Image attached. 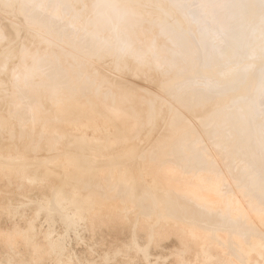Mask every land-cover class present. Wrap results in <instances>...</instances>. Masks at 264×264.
Listing matches in <instances>:
<instances>
[{
  "label": "bare ground",
  "instance_id": "obj_1",
  "mask_svg": "<svg viewBox=\"0 0 264 264\" xmlns=\"http://www.w3.org/2000/svg\"><path fill=\"white\" fill-rule=\"evenodd\" d=\"M1 1V0H0ZM3 1V0H2ZM10 1V0H9ZM20 1V0H19ZM23 0H21L20 2H18V3H21ZM25 1V0H24ZM33 1V0H32ZM32 1H30V2H32ZM51 1V0H50ZM53 1H56V0H53ZM66 1V0H65ZM69 2H66L67 4L69 3L70 5H72L73 3V5H76L75 3H80V1L81 0H78L77 2L75 1V0H68ZM72 1H74V2H72ZM88 1V2H87ZM86 2L87 3H89V6H88V10H89V8H90V11L91 12H93V14L92 15H94V18H93V20H90L89 22H88V18H84V17H87V16H89L87 13H89L88 12V10H87V12H85L86 11V9H87V6L85 5V0H84V2L83 1H81L82 3H84V5L86 6V9H83V10H85V11H83V10H81V8H80V11H83L82 12V14H84L83 15V17H82V15H81V13H80V11H79V13H80V15L81 16H79V13H78V10H76V9H79L78 7L76 8V9H74L76 6H74L73 7V5H72V9H73V11H72V9H71V12L73 13H75L76 11V14L78 13V15H77V17L79 16V17H82L83 19H87V21L85 22V21H83V19H82V21L85 23V25H88L87 24V22L89 23V25H88V27L89 26H91V27H89V28H91L90 29V32L86 29V27L87 26H85L84 24H83V26H84V28H83V30L84 29H86V33L88 34L87 36H85V38L89 41V43L91 42V43H93L94 44V46L93 47H95V44H101V45H105V46H103V49H106L105 47H106V45H108L109 47L108 48H110L109 50L113 53L112 54V56H111V52L109 53L110 55L109 56H111V57H116L117 59H118V61L121 59L120 58V55H121V57H122V55H124L123 57H122V61L120 60L119 62L120 63H123V66L125 67V64H126V67H127V65H129L130 63H131V57L130 56H132V55H128L127 56V54H129V53H127V52H132V53H134L135 51H137V52H142V53H144V55H145V57L144 58H147V59H150V60H152V58H154L153 60L154 61H156V59L157 60H162V59H165L166 60V63L165 62H163V60H162V62L161 61H159L160 63V65H161V63H163L164 65H163V67H165V64H166V66L168 67V66H170L171 67V63H172V61H173V63L175 64V65H177V69L176 70H178V68L180 69V67H185V69H187V67L189 66H191L190 65V63L192 62V60H195L196 61V59H197V57L196 56H198V58H201V61L204 59V64H205V66L207 67V66H209L207 69L209 70V68H211L212 66H216V67H219V65H223V64H225V62L227 61H225L224 62V60H225V58H226V54H229V55H232V56H234L235 58H241V60H242V57H244V58H246V57H249L250 58V56L254 53V51L256 50V49H263V48H260L259 47V45H257L256 47H255V45H253L254 43H252V41L253 40H255V41H257L258 40V42H262V40H260L261 39V37L263 38V36H264V0H223V2L225 1V3H226V6H227V4H228V7H226V8H228V9H226L227 10V12L231 15V18H229L228 17V14H227V12H226V14H227V17L229 18V19H231V20H228L229 21V24H228V26L227 27H225V25L224 26H221V27H224L223 29H221V30H219V31H222V32H224V34L223 33H221V32H218V33H220V34H223V35H221V36H223L222 37V40H224L223 42H224V44L222 45L221 43V48H220V46L218 47L219 48V51H218V53H216L215 54V51L216 50H218V49H215V46H213L214 45V43H213V50H215V51H213L214 53L212 54L211 52L209 53V52H207L208 54H205V52H202L203 50L204 51H207V50H212V49H207L206 50V48H207V46L209 45V42H208V40L206 39V37L207 36H209V35H207L208 34V30H206L205 28L203 29V25H205L206 26V24H208V22H210V21H205L204 19L205 18H207V20H209V17L210 18H212V16L214 15V12H215V9H217L218 8V6H220V3L219 4H217L218 6L217 7H215V9L213 10L214 12L213 13H211L212 11H211V9L212 8H208V7H211V6H213V5H216V4H213V2L214 1H216V0H155V2H153L154 0H152V3L149 5L147 2H134V1H132V0H87ZM138 1H140V0H138ZM141 1H144V0H141ZM217 1H219V0H217ZM227 1V2H226ZM7 2L8 1H4L3 3H4V6H6V4H7ZM11 3H12V1H10ZM14 2V1H13ZM26 2V1H25ZM30 2L28 3V4H30ZM34 2H35V0H34ZM57 2V1H56ZM55 2V3H56ZM58 2H59V0H58ZM61 2L63 3L64 2V0L62 1L61 0ZM71 2H72V4H71ZM149 2V1H148ZM220 2V1H219ZM10 3V4H11ZM18 3H16L17 5H18ZM24 3V2H23ZM23 3H21V4H23ZM38 3V2H37ZM49 3V2H48ZM47 3V4H48ZM52 3V2H51ZM62 3H60V4H62ZM65 3V4H66ZM146 3V4H145ZM221 3H222V1H221ZM225 3H224V5H222V6H225ZM9 4V3H8ZM7 4V5H8ZM10 4H9V6H10ZM14 6H13V8L14 7H16L17 5H15L14 3H12ZM12 4H11V6H12ZM41 4V3H40ZM58 4V3H57ZM64 4V3H63ZM81 4V3H80ZM77 5V6H81V5ZM139 4V5H138ZM141 4V5H140ZM213 4V5H212ZM26 5H27V2H26ZM35 5V4H34ZM39 5V4H38ZM51 4H49V6H50ZM56 5V4H55ZM70 5H68V6H70ZM83 5V6H84ZM3 6V4L1 5V2H0V9H1V7ZM2 7V8H5V7ZM10 6V7H11ZM24 6V5H23ZM42 6H45V4L44 5H42ZM63 6V5H62ZM62 6L60 7V9L62 8ZM7 7V6H6ZM19 7V6H18ZM25 7V6H24ZM28 9H27V8ZM25 8L27 9H25L24 8V10L23 11H28V10H30L29 9V6L27 5ZM30 7H32V9L34 8L32 5H30ZM39 7H41V6H39ZM64 7H66V6H64ZM62 8L63 10H68L67 9V7H66V9L65 8ZM22 7H20V9H21ZM45 8V7H44ZM46 8H48V7H46ZM50 8V7H49ZM207 8H208V10L210 11H208L207 10ZM221 8V7H220ZM6 9V8H5ZM19 9V11H21ZM32 9L29 11V12H27L26 13V11H25V13L27 14V16H26V14L25 13H19V12H17V11H15L16 10V8H14L12 11L11 10H9L8 8H7V10H9V12L10 13H12V15L14 16V14H13V11L14 12H16L17 13V15H18V13H19V15H23L24 16V14H25V16H26V18H24L23 16V18H24V22H25V20L27 19V18H29V20H31L30 18H32V17H34V19H39L38 21H42L41 23H44L45 24V27H46V29L45 30H47V27L49 28L50 27V23H51V21H52V19L54 18H52L51 20H49V18L48 17H46V18H48V20L47 21H50V22H48V24H47V21H43V19H44V14L43 13H41L39 10V12L41 13V15H43V19H42V16H40V18H41V20H40V18H37V17H39V15L37 14V13H39L38 11H36V13H34V11H33V13H32ZM42 9V8H41ZM53 9V8H52ZM206 9V10H205ZM17 10H18V8H17ZM44 10V9H43ZM57 10V9H56ZM62 10V11H63ZM70 10V9H69ZM74 10H76V11H74ZM205 10V12H207V14L205 13H203V11ZM219 10V9H218ZM218 10H216V12H217V14L219 13V11ZM222 10V9H221ZM223 10H225V9H223ZM225 10V11H226ZM1 11H6V10H1ZM42 11V10H41ZM45 11V10H44ZM48 11V10H47ZM51 11V10H50ZM49 11V12H50ZM66 11H64V12H66ZM6 12H8V11H6ZM8 12V13H9ZM46 12V11H45ZM202 12V13H201ZM209 12V13H208ZM216 12H215V16H214V19H217V17H216ZM221 12H223V11H221ZM15 13V14H16ZM28 13H32L33 15H38V16H33L32 15V17H31V14L30 15H28ZM39 13V14H40ZM60 13V12H59ZM69 13V12H68ZM87 14V16H86V14ZM210 13H211V15L212 16H209V17H205V16H207V15H210ZM51 14V13H50ZM63 14V13H62ZM70 14V13H69ZM68 14V15H69ZM219 14H221V13H219ZM224 14V13H223ZM225 14V15H226ZM7 15V14H6ZM11 15V14H10ZM17 15H15V17L17 16ZM56 15V14H55ZM63 15H67V14H63ZM72 15V14H71ZM92 15L89 17V19L92 17ZM204 15V17H202ZM222 15V14H221ZM2 16V15H1ZM8 16V15H7ZM20 16V17H21ZM28 16H30V17H28ZM48 16H49V14H48ZM165 16H167V17H165ZM218 16V15H217ZM220 16V15H219ZM12 17V16H11ZM14 17V18H15ZM18 18H19V16H17ZM21 17V18H22ZM60 17H61V15H60ZM69 17V16H68ZM74 17V16H73ZM164 17L166 18L165 20H164ZM216 17V18H215ZM222 17H224V16H222ZM3 18H4V16H3ZM18 18H17V20H18ZM46 18H45V20H46ZM70 18V17H69ZM75 18V17H74ZM203 18V20L202 21H204V22H206V24H201V19ZM11 19H13V18H11ZM34 19L32 18V22L34 21ZM56 19V18H55ZM54 19V20H55ZM57 19H58V17H57ZM56 19V20H57ZM62 19V18H61ZM64 19V18H63ZM72 19V18H71ZM79 19V18H78ZM213 19V18H212ZM213 19V21H215ZM221 19V20H220ZM20 20V19H19ZM28 20V19H27ZM26 20V21H27ZM52 21V24H54L53 22H55L56 23V21ZM67 20V19H66ZM70 20V19H69ZM218 20V19H217ZM219 20H220V22L222 21V20H224V18H221V16H220V18H219ZM226 20V18H225V22H228ZM2 21V19H0V24L1 23H3V21ZM8 21V20H7ZM13 21H15V20H13ZM74 21H75V19H74ZM213 21L211 22V24L213 23ZM23 22V21H22ZM29 22H31V21H29ZM31 22V23H32ZM46 22V23H45ZM217 22V21H216ZM216 22H215V25H216ZM220 22H219V24H220ZM4 23H8V22H4ZM12 23V22H11ZM11 23H9L6 27H4L5 29H2L3 27V25L1 26L2 28V30H5L6 31V29H7V33L5 32V34H7L8 35V37H7V39L10 37V38H16V39H19L21 36H22V34L24 33L23 32V29H21L20 30V28H19V26L18 27H16V26H13V23L11 24ZM28 23V22H27ZM35 23H36V20H35ZM35 23L33 24V25H35ZM39 23V22H38ZM38 23H36V24H38ZM61 22H59V24H58V22H57V25L60 27V28H62L60 25ZM65 23V22H64ZM24 24V23H23ZM43 24V25H44ZM51 24V25H52ZM78 24V23H77ZM80 24H82V23H80ZM210 24V23H209ZM208 24V26H210ZM214 24V23H213ZM222 24H224V22L222 23ZM15 25V24H14ZM68 25V24H67ZM70 25V24H69ZM76 25V24H75ZM79 25V24H78ZM27 26H29V24L27 25ZM31 26V25H30ZM53 27L55 26V28H56V31L55 32H57V30L59 31L60 29H58V27L56 26V24L55 25H52ZM51 26V27H52ZM73 26V25H72ZM71 26V27H72ZM80 26V25H79ZM185 26H188V28L190 27V30L188 29V30H185ZM212 26V25H211ZM217 26H218V24H217ZM22 27V26H21ZM26 27V26H25ZM38 27H44V26H40V23H39V26ZM80 27H82V26H80ZM216 27V26H215ZM214 26L212 27L213 28V30H214V28H215ZM219 27H220V25L218 26V29H219ZM252 27V29H253V31H254V35L256 36H254L253 38H252V36L249 38L248 37V39H247V32L250 30V28ZM32 28H34L33 26H32ZM37 28V27H36ZM64 28V27H63ZM67 28V27H66ZM77 29H78V27H76ZM210 28V27H209ZM208 28V29H209ZM217 28V27H216ZM35 29V28H34ZM39 29V28H38ZM218 29L216 30V31H218ZM30 30V29H29ZM28 30V31H29ZM48 30H50V29H48ZM47 30V31H48ZM52 30V29H51ZM83 30H81V32L83 31ZM210 30H211V28H210ZM212 30V31H213ZM25 31H27V30H25ZM38 31V30H37ZM40 31V30H39ZM38 31V32H39ZM44 31V30H43ZM74 31V30H73ZM85 31V30H84ZM204 31H208V32H204ZM1 32V31H0ZM45 32V31H44ZM43 32V33H44ZM50 32V31H49ZM52 32V31H51ZM67 32H68V30H67ZM66 32V33H67ZM69 32H71L70 30H69ZM78 32V31H77ZM89 32V33H88ZM211 32V31H210ZM213 32H215V31H213ZM27 33V32H26ZM31 32H29V35H31L30 34ZM41 33V32H40ZM48 33V32H47ZM74 33H76V32H74ZM85 33V32H84ZM206 33V34H205ZM217 33V32H216ZM53 34V33H52ZM57 34V33H56ZM63 34V33H62ZM70 34V33H69ZM73 34V33H72ZM71 34V35H72ZM83 34V33H82ZM81 34V35H82ZM209 34H211V33H209ZM252 34V33H251ZM260 34H263V35H260ZM0 35H1V33H0ZM4 35V34H3ZM7 35H5V36H7ZM54 35V34H53ZM64 36H66L65 34H63ZM73 35H75V34H73ZM79 35V34H78ZM205 35H207L206 37H205ZM212 35V34H211ZM213 35H214V33H213ZM216 35V34H215ZM24 37H27V36H25V35H23ZM22 36V38L24 39V37ZM32 36H34V35H32ZM37 36H39V35H37ZM50 36V35H49ZM48 36V37H49ZM217 36H219L220 37V35L219 34H217ZM248 36H250V34L248 35ZM260 36V37H259ZM1 37H3V36H1ZM71 37H73V36H71ZM211 37V36H210ZM214 37V36H213ZM22 38L20 39V40H22ZM28 38H30L29 36L25 39V40H23V41H21V43L22 42H24V41H26L27 42V39ZM32 38H35V37H32ZM39 38V37H38ZM55 38V37H54ZM68 38V37H67ZM67 38H66V41H67ZM207 38H209V37H207ZM212 38V37H211ZM218 38V37H217ZM216 37H215V39H217ZM224 38V39H223ZM37 39V38H36ZM56 39V38H55ZM55 39H53V40H55ZM57 39H59V37L57 38ZM56 39V40H57ZM79 39V38H78ZM82 39V38H81ZM84 39V38H83ZM86 39H85V41H86ZM215 39H213L212 40V42H214V40ZM219 39V38H218ZM264 39V38H263ZM28 40H30V39H28ZM42 40V39H41ZM40 40V41H41ZM44 40V39H43ZM42 40V41H43ZM69 40H71V39H69ZM15 41H17V40H15ZM15 41H13V42H15ZM32 41H33V39L32 40H30L29 42H31L32 43ZM46 41V40H45ZM45 41H44V43H45ZM61 41V40H60ZM65 40H63V42H64ZM74 41H75V39H74ZM84 41V40H83ZM84 41V42H85ZM209 41L211 42V40L209 39ZM11 42V41H10ZM9 42V43H10ZM36 42V41H35ZM52 42V41H51ZM57 42V41H56ZM59 42V41H58ZM62 42V41H61ZM63 42H62V44H63ZM69 42H71V41H69ZM72 42H73V40H72ZM87 42V41H86ZM211 42V43H212ZM19 43V42H18ZM17 43V44H18ZM21 43H19V44H21ZM25 43V42H24ZM24 43H22V44H24ZM43 43V45H45L46 46V44H44ZM49 43V42H48ZM47 43V44H48ZM65 43V42H64ZM78 43V42H77ZM90 43V44H91ZM3 44V43H2ZM5 44V43H4ZM16 44V43H15ZM17 44L15 45V47L17 48L18 46H17ZM29 44V43H28ZM39 44V43H38ZM55 44H57V43H55ZM54 44V45H55ZM68 44V43H67ZM67 44H66V46H67ZM88 44V43H87ZM86 44V45H87ZM217 45L216 46H218L219 45V42L218 43H216ZM256 44H257V42H256ZM261 44V43H260ZM31 45V44H30ZM35 45V44H34ZM49 45H51V44H49ZM61 45V44H60ZM72 45V44H71ZM85 45V46H86ZM101 45H100V48H102L101 47ZM202 46V47H199V46ZM2 46V45H1ZM0 46V47H1ZM9 46H10V44H9ZM11 46H12V44H11ZM33 46V45H32ZM36 46V45H35ZM44 46V47H45ZM48 46V45H47ZM65 46V47H66ZM69 46V45H68ZM78 46V45H77ZM83 46H84V44H83ZM197 47L198 49V51H200L202 48H204L202 51H200L201 53H204V54H202V55H198V53L200 54V52H197V55H195V59L193 58V54H191L192 52H193V50L195 49V48H193V47ZM211 46V47H212ZM261 46V45H260ZM21 47V46H20ZM51 47H53V45L51 46ZM55 47V46H54ZM53 47V48H54ZM57 47V46H56ZM60 47V46H59ZM63 47V46H62ZM70 47V46H69ZM72 47V46H71ZM70 47V48H71ZM79 47V46H78ZM89 47V46H88ZM91 47V46H90ZM93 47L91 48V49H93ZM96 47H97V45H96ZM193 48V50H192V52L188 55V53L189 52H187L186 53V51H189V48ZM208 47H210V45L208 46ZM7 48H9V47H7ZM16 48H14L13 47V50H12V52L13 51H15L16 50ZM48 48V47H47ZM73 48H75V47H73ZM72 48V49H73ZM86 48V47H85ZM99 48V49H100ZM108 48H107V50H108ZM6 49V48H5ZM11 49H12V47H11ZM44 49V48H43ZM55 49V48H54ZM53 49V50H54ZM56 49H58V48H56ZM79 50V52H80V49L81 48H78ZM91 49H89V50H91ZM127 49H129L128 51H126V53L127 54H125V52H124V50H127ZM9 50V49H8ZM49 50V49H48ZM61 50V49H60ZM59 50V51H60ZM63 50H65L64 48H63ZM75 50H76V48H75ZM85 50H87L88 51V49L86 48ZM97 50H98V47H97ZM97 50H95V48H94V50H93V55L97 52ZM106 50V52H108ZM191 50V49H190ZM3 51V50H2ZM50 51V50H49ZM58 51V50H57ZM72 51V50H71ZM77 51V50H76ZM83 51V50H82ZM99 51V50H98ZM8 52H10V51H8ZM28 52V51H27ZM34 52V51H33ZM32 52V53H33ZM36 52V51H35ZM41 51H39V53H40ZM45 52V51H44ZM48 52V51H47ZM105 52V50H104V52L103 53H106ZM194 52L196 53V51L194 50ZM18 53V52H17ZM20 53V52H19ZM19 53H18V55H19ZM56 53V52H55ZM54 53V54H55ZM63 53H64V51H63ZM63 53H59L60 54V58H61V56H62V54ZM66 53H68V57L70 58V53H69V51H67ZM77 53V52H76ZM81 53V52H80ZM91 53V52H90ZM99 53H101L100 54V56L102 55V51H100ZM257 53V52H256ZM259 54H260V52H258ZM0 54H1V52H0ZM37 54H38V51H37ZM49 54V53H48ZM47 54V55H48ZM51 54V53H50ZM57 55H58V52L56 53ZM65 54V53H64ZM64 54H63V56H64ZM85 54V53H84ZM86 54H87V52H86ZM135 54H137V53H134L133 55L135 56ZM9 55V54H8ZM39 55V54H38ZM66 55V57H67V54H65ZM70 55V56H69ZM90 55V54H89ZM95 55H98V53H96ZM94 55V56H95ZM104 55H107V54H104ZM104 55H102V57L104 56ZM143 55V54H142ZM141 55V56H142ZM187 55V56H186ZM10 56H12V54L10 55ZM23 56V55H22ZM27 56H28V54H27ZM32 56V55H31ZM51 56V55H50ZM49 56V57H50ZM53 56V55H52ZM75 56V55H74ZM73 56V57H74ZM78 56V55H77ZM126 56H127V58H126ZM133 56V57H134ZM139 56V55H138ZM199 56H202V57H199ZM232 56H231V58H232ZM254 56V54L252 55V57ZM261 56V55H260ZM1 57V56H0ZM14 57H16V56H14ZM66 57H63V60H64V62L67 60V61H69L70 59L68 58V59H64V58H66ZM81 57V56H80ZM101 57V58H102ZM105 58L107 57V56H104ZM103 57V58H104ZM110 57V58H111ZM140 57V56H139ZM234 57H233V60H234ZM251 57V58H252ZM256 57V56H255ZM258 58H259V56H257ZM263 57L264 56H262V59H263ZM3 58V57H2ZM13 58V57H12ZM11 58V59H12ZM24 58H25V56H24ZM23 58V59H24ZM27 58V57H26ZM25 58V59H26ZM30 58V57H29ZM74 58H76V57H74ZM73 58V59H74ZM83 58V57H82ZM87 58V57H86ZM93 58V57H92ZM100 58V57H99ZM102 58V59H103ZM104 58V59H105ZM137 58V57H136ZM159 58V59H158ZM229 58H230V56H229ZM243 58V59H244ZM248 58V59H249ZM4 59V58H3ZM34 59V58H33ZM41 60H42V57L40 58ZM46 59V58H45ZM54 59V58H53ZM76 59H81V58H76ZM103 59V60H104ZM109 59V58H108ZM107 59V60H108ZM116 59V60H117ZM133 60L135 59V58H132ZM140 59V58H139ZM142 59V58H141ZM147 59H146V61H144L143 63V65H145V63L147 62V63H149L148 61H147ZM247 59V58H246ZM246 59H245V62H246ZM252 59H254V58H252ZM256 59V58H255ZM260 59V58H259ZM5 60V59H4ZM43 60H44V58H43ZM111 60H113V59H111ZM110 59L108 60V62L110 61V62H112ZM116 60H114L115 62H118V61H116ZM136 60V59H135ZM167 60H169V61H171L170 63L167 61ZM231 59H229V61H230ZM14 61V60H13ZM12 61V62H13ZM28 61V60H27ZM31 61H32V59H31ZM38 61V60H37ZM45 61H47V60H45ZM50 61V60H49ZM72 61V60H71ZM71 61H70V63H71ZM75 61V60H74ZM84 61H87V60H84ZM106 61V60H105ZM104 61V62H105ZM113 61V62H114ZM138 61H140V60H138ZM137 60H136V62H138ZM199 61V60H198ZM228 61V62H229ZM250 61V59L248 60V62ZM252 61V62H251ZM250 61V63H249V65H248V67L246 68V71L245 72H243L245 75L244 76H246V77H243V75L241 76V74L240 73H242V72H238V70L241 68H239L238 70H237V72L239 73H237V72H234V74H238V75H240V77H242V79L239 77V79H241V81L243 82V78H245V79H247L248 80V83L246 84V87L243 89V91H244V93H243V96H246V95H248V98H249V100L247 101L246 99L247 98H244L245 100L244 101H247V102H244V104H242L241 106H242V108H243V106L245 107V104L247 105V103L248 104H250L249 106L251 107H247V109L248 108H250V109H253L252 111H254V112H257L258 113V111H260L259 109L261 108V104L259 105L260 106V108L259 109H257L258 107H257V105L259 104L258 102L259 101H261V99L259 100V101H257V104H256V100H257V98H259L261 95H263L264 94V59L263 60H258L257 59V61H254V60H251ZM2 62V61H1ZM0 62V63H1ZM11 62V61H10ZM18 62V61H17ZM51 62V61H50ZM80 62V61H79ZM78 62V63H79ZM92 62V61H91ZM94 62V61H93ZM142 62V61H141ZM140 62V63H141ZM150 62H152V61H150ZM224 62V63H223ZM227 62V63H228ZM236 62V61H235ZM234 62V63H235ZM5 63V62H4ZM9 63V62H8ZM22 63V62H21ZM20 63V64H21ZM41 63V62H40ZM49 63V62H48ZM67 63V67H64L63 68V64L61 65L62 66V68H61V66H59V65H57V66H59V69L57 68V67H55V65H54V67L52 66V68H53V72H54V69H56L57 68V71L59 72L60 70H63V71H61V72H59L60 74H62V73H64V75L62 74L61 76L63 77L64 76V78L68 75L69 76V73L70 72H74L73 70H69L70 72H68L67 70L68 69H70V68H68V67H70V66H68V62H66ZM66 63H64V64H66ZM70 63H69V65H70ZM76 63H77V60H76ZM81 63V62H80ZM84 64H85V62H83ZM87 63V62H86ZM89 63V65H90V62H88ZM96 63H97V61H96ZM100 63V62H99ZM106 63V62H105ZM125 63V64H124ZM139 63V64H140ZM147 63H146V66H147ZM168 63L170 64V65H168ZM223 63V64H222ZM232 63V62H231ZM6 64H7V60H6ZM5 64V65H6ZM13 64V63H12ZM11 64V65H12ZM31 64V63H30ZM33 64V63H32ZM51 64V63H50ZM83 64V65H84ZM98 64V63H97ZM108 64V63H107ZM112 64H114V63H112ZM111 64V65H112ZM118 64V63H117ZM116 64V65H117ZM132 64H133V62H132ZM130 65L131 67H130V69L129 70H131V68H132V66L134 65ZM137 64V63H136ZM150 64V63H149ZM148 64V65H149ZM151 64H155V63H151ZM150 64V65H151ZM158 64V65H159ZM174 64H173V66H174ZM240 64V63H239ZM247 64V63H246ZM2 65V64H1ZM8 65V64H7ZM15 65H16V63H15ZM25 65V64H24ZM34 65V64H33ZM33 65H32V67L31 68H33ZM35 65H36V63H35ZM38 65H39V63H38ZM86 65V64H85ZM91 65H93V64H91ZM104 65V64H103ZM106 65V64H105ZM104 65V66H105ZM119 65V64H118ZM157 65V64H156ZM232 65V64H231ZM244 65V64H243ZM10 66V65H9ZM31 66V65H30ZM37 66V65H36ZM36 66H35V68H36ZM45 66V65H44ZM73 66H74V63H73ZM76 66H78L77 64H76ZM94 66H96V65H94ZM93 66V67H94ZM99 66H101V65H99ZM122 66V64H120V66L119 67H121ZM154 65H151V67H153ZM172 66V67H173ZM193 66H194V64H193ZM202 66V65H201ZM237 66V65H236ZM15 67V66H14ZM22 67V66H21ZM40 67V66H39ZM42 67V66H41ZM48 67V66H47ZM87 67H88V65H87ZM97 67V66H96ZM102 67V66H101ZM106 67V66H105ZM105 67H104V69H105ZM129 67V66H128ZM134 67H136V65L134 66ZM139 67H140V65H139ZM138 67V68H139ZM148 67H150V66H148ZM148 67H146V68H148ZM163 67L162 66H160V68H162V70H163ZM188 67V68H189ZM198 67H199V65H198ZM198 67H190V68H193L195 71H197L196 69L198 68ZM205 67V68H206ZM215 67V68H216ZM222 67H224V66H222ZM227 67V66H226ZM3 68V67H2ZM13 68V67H12ZM16 68H17V66H16ZM30 67L28 68V69H30V72L32 71V69H31ZM45 69H46V67H44ZM65 68H68V69H66L65 70ZM72 68V67H71ZM78 68H80V67H78ZM89 68V67H88ZM99 69H100V67H98ZM122 68V67H121ZM121 68H120V70H121ZM141 68V67H140ZM143 68H144V66H143ZM155 68H157V67H155L154 66V68H151V70L152 69H155ZM160 68H157V69H160ZM201 68V67H200ZM204 68V69H205ZM215 68H213V69H215ZM232 68V67H231ZM243 68V67H242ZM50 69V68H49ZM87 69V68H86ZM89 69H91V68H89ZM89 69H87V70H89ZM109 69L110 70H112V68H110L109 67ZM124 69H126V68H124ZM128 69V68H127ZM133 69V68H132ZM135 69V68H134ZM149 69V68H148ZM156 69V70H157ZM165 69H166V67H165ZM165 69H164V72H165ZM171 69V68H170ZM170 69H168V70H170ZM174 69V68H173ZM173 69H171L172 71H174ZM182 69V68H181ZM192 69V70H193ZM199 69V68H198ZM212 68L210 69V70H213ZM221 69V68H220ZM236 69V68H235ZM0 70L2 71V69L0 68ZM10 70V69H9ZM8 70V71H9ZM17 70V69H16ZM25 70V69H24ZM23 70V71H24ZM47 70V69H46ZM46 70H45V72H46ZM84 70H85V68H84ZM93 70V69H92ZM92 70H89V72H91ZM95 70V69H94ZM102 70V69H101ZM115 70V69H114ZM119 70V69H118ZM119 70V71H120ZM141 70H143V69H141ZM150 70V71H151ZM155 70V71H156ZM161 70V69H160ZM170 70V72H172ZM183 70V69H182ZM189 70V69H188ZM191 70V69H190ZM192 70H191V72H192ZM193 70V71H194ZM201 70V71H200ZM219 70V69H218ZM217 70V71H218ZM234 70V69H233ZM243 70V69H242ZM34 71V70H33ZM40 71V70H39ZM38 71V72H39ZM56 71V70H55ZM76 71V70H75ZM106 71V70H105ZM122 72H123V70H121ZM127 71V70H126ZM125 71V72H126ZM132 71V70H131ZM147 71V70H146ZM157 71H159V70H157ZM157 71H156V73H155V75L157 74V77H155V78H157L156 79V81L158 80L159 81V79H160V73L158 74L157 73ZM167 71V70H166ZM179 71V70H178ZM194 71V72H195ZM198 71H200L198 74L200 75V73L201 72H204V71H202V68L201 69H199ZM197 71V72H198ZM207 71V70H206ZM216 71V72H217ZM221 71V70H220ZM225 70L223 69V72H224ZM7 72V71H6ZM17 72V71H16ZM26 72V71H25ZM28 72H29V70H28ZM83 72V71H82ZM81 72V73H82ZM86 72V71H85ZM88 72V71H87ZM97 72V71H96ZM101 72V71H100ZM138 72H140L138 75L140 76V77H142V80L145 78H147V80L149 79V75H148V73L147 72H145V71H143L142 73H141V71L139 70V69H137V72L135 73V74H137ZM149 72V71H148ZM161 72V71H160ZM169 72V73H170ZM181 72H183L184 73V71H181ZM180 72V73H181ZM186 72V71H185ZM196 72V73H197ZM207 72H209V71H207ZM211 72H213V74H214V71H211ZM211 72H209V73H211ZM12 73V72H11ZM18 73V72H17ZM22 73V72H21ZM20 73V74H21ZM51 73V75H52V72H50ZM50 73H47V74H50ZM57 73V72H56ZM59 73H57V76L55 77H53V76H50V77H52V78H57L58 79V74ZM68 73V74H67ZM75 73V72H74ZM76 73H79V71L77 70L76 71ZM99 73V72H98ZM110 73V72H109ZM121 73V72H120ZM120 73H118V74H120ZM127 73V72H126ZM151 73H153L152 71L150 72V75H151ZM162 73V72H161ZM189 73H190V71H189ZM205 73V72H204ZM204 73H201L202 75L204 74ZM221 73V72H220ZM219 72L218 73H216L217 74V77L219 78V79H222V78H220V76L221 77H223L221 74H220ZM225 73V72H224ZM227 73V72H226ZM2 74V73H1ZM4 74V73H3ZM3 74H2V77H3ZM6 74V73H5ZM5 74H4V76H5ZM8 74V73H7ZM14 74V73H13ZM43 74H44V72H43ZM46 74V73H45ZM54 74V73H53ZM71 74V73H70ZM80 74V73H79ZM91 74V73H90ZM103 74V73H102ZM114 74V73H113ZM116 74V73H115ZM129 74V73H128ZM131 74H132V72H131ZM154 74V73H153ZM165 74V73H164ZM167 74V73H166ZM171 74H173V72L171 73ZM170 74V75H171ZM176 74H177V71H176ZM178 74H179V72H178ZM178 74H177V76H175V77H178ZM182 74V73H181ZM188 74V73H187ZM192 74V73H191ZM197 74V76H199ZM207 74V73H206ZM205 74V77H207V78H209L208 77V75H206ZM218 74H220L219 76H218ZM231 74H233V73H231ZM230 73H229V75H231ZM236 74V75H237ZM11 75V74H10ZM30 75V74H29ZM71 75H74V74H71ZM77 75V74H76ZM75 75V76H76ZM108 75V74H107ZM106 75V76H107ZM109 75H111V73L109 74ZM108 75V77H107V79H112L113 81L115 80V78L118 76H114V77H112V78H110L111 76H113V75H111V76H109ZM133 75V74H132ZM167 75H169V74H167ZM180 75V74H179ZM182 75H186V74H182ZM194 75V74H193ZM196 75V74H195ZM202 75H201V77H202ZM236 75H233V77L234 76H236ZM238 75H237V77H238ZM32 76V75H31ZM36 76H38V75H36ZM47 76V75H46ZM61 76H60V78H61ZM67 76V77H68ZM81 76V75H80ZM84 76V75H83ZM88 76H89V74H88ZM92 76H94V75H92ZM96 76V75H95ZM99 76V75H98ZM127 76V75H126ZM162 76H163V74H162ZM166 76V75H165ZM171 76H173V75H171ZM188 76V75H187ZM210 76V75H209ZM211 76H212V73H211ZM214 77H215V75H213ZM232 76V75H231ZM231 76H229L228 78L230 79V77ZM1 76H0V78H2ZM10 77V76H9ZM41 77V76H40ZM66 77V78H67ZM74 77V76H73ZM77 77H78V80H79V76L77 75ZM76 77V78H77ZM85 77H87V76H85ZM102 77V76H101ZM101 77H99V78H101ZM105 77V76H104ZM133 77V76H132ZM152 77V76H151ZM151 77H150V79H151ZM225 77V76H224ZM236 77V78H237ZM4 78V77H3ZM20 78V77H19ZM19 78H17L15 81H18V79ZM22 78V77H21ZM32 78V77H31ZM36 78V77H35ZM38 78V77H37ZM44 78V77H43ZM65 78V80H68V79H66ZM70 78H72L71 76H70ZM70 78H69V80H70ZM94 78V77H93ZM114 78V79H113ZM118 78V77H117ZM116 78V79H117ZM125 78V77H124ZM123 78V79H124ZM134 78V77H133ZM168 78H173V77H169L168 76ZM167 78V79H168ZM182 78V77H181ZM197 78V77H196ZM203 78V77H202ZM201 78V79H202ZM235 78V79H236ZM11 79H12V77H11ZM23 79V78H22ZM73 79V78H72ZM71 79V80H72ZM83 79V78H82ZM81 79V80H82ZM88 79V78H87ZM89 79H90V77H89ZM106 79V78H105ZM141 79V78H140ZM162 80H163V78H161ZM165 79V78H164ZM184 80H185V78H183ZM214 80H217L216 78H213ZM224 79H227V77L226 78H224ZM224 79H222L221 81H220V86L217 88V89H213V88H211L210 86L211 85H209V88L206 90V91H209V94H211V92L210 91H212V90H215V92L214 91H212V93L214 94V95H211L210 97H208V96H206L202 91L204 90L203 88V90H201L200 89V95H199V92H196V93H198V95L197 96H195V94H194V92L195 91H197L196 89L193 91V92H191L190 90L192 89V87H191V89H188L187 91H189L190 93H188V95H186L184 98L182 97V101L180 102V100L179 99H181V98H179V97H181L180 96V94H182V93H180L179 94V96L174 92V90H173V92L175 93V95H177V98H178V100H179V107H180V111H178L177 109L179 108L178 106L177 107H174L176 104H174V103H176L175 101H173L174 103H173V105L170 103V105L169 104H167V102L165 101V100H162V99H160L159 98V96L158 97H156L155 95L153 96V97H156L155 99H153V100H151L153 97L151 96H149L151 99L150 100H148V98H147V96H146V99H144V98H141V96H139V98H135L136 96H132V97H130L129 98V101H128V104H126V107L127 106H130V108H129V110H124L125 112H127V111H130V113L132 114V116L131 117H125L124 116V114H123V111H120L119 109H121L120 108V106H119V109L117 108V102H116V99L118 98V102L120 101L119 100V98L122 96L123 98L124 97H128V96H131L132 95V92H134V90H131L130 88L132 87H134V86H132V85H134V84H132L131 86H130V84H129V82L128 83H126V79H125V82H122L120 85H121V89H120V87H119V84L116 82V84H118V87H119V89H118V91L120 92V97H117L116 99H115V97H116V92H115V94L116 95H114V93H113V96H111V95H109L108 97L110 98V96L112 97V98H110V99H113V97H114V101H115V103L113 102V103H110V102H108V104H110V105H107V108L106 109H103V110H98V107L96 108V109H94L95 107H94V105L95 104H93V106H91V107H94V108H89V109H87V108H85V106L83 105V104H81V103H79L80 101H81V99H79L80 101H77V100H75V99H77V98H73L74 97V95H71V96H73V97H71L70 95H67L68 96V98L67 97H65V98H67V99H65V98H63L64 100H62L61 98H59L58 99V101H60V99H61V102L59 103L57 100H55V103H56V101L58 102V105L56 106V107H52V109L50 110H46L45 108V110L46 111H44V113H41L39 110H34L33 112H32V114H33V116L37 119L38 117L40 118V116L41 115H56V114H62V121H61V118H60V121L59 122H52V124H49V126H47V125H45V123H44V126H42V125H40L39 123H35V126H32V123L30 124V125H27L26 127H28V128H30L31 130H33V131H37V130H39V128H43V127H46L47 126V129H49V131H51L52 133H56L55 135H60V138H62L63 140H62V146L59 148V150L61 151V153L62 154H66L67 155V157H63L60 153H59V155H61L62 156V160H60V159H58V160H56V159H53V160H56V165H58V167L59 166H62L63 165V167H65V166H69L70 168L69 169H67V171L65 172V178L63 179V181L61 182V184L62 185H59V187L56 185V187H58V188H56L55 186V188H51V186L53 185H50V188H48L49 189V192L47 193V194H44V195H42V197H38V198H36V200H34V204H35V208H34V210H35V212H34V214L35 215H37V214H39V212L40 211H42L43 213H44V220L45 221H47L48 223L50 222L51 223V221H53L54 220V215L52 214V211L54 210V211H56V215H58V216H56L57 217V220L56 221H60V223H61V226L63 225V228H65L64 230H71V229H75L76 228V226H78V225H80V222H82V223H87V222H90V221H95V219L96 220H98L97 218H99L98 217V215L96 214V213H98L99 212V209L97 210L96 209V211L97 212H95L94 211V205H92V204H94V202L92 203V204H89L88 203V201H89V199L91 198V197H95V194L97 193V191L96 190H94L92 187H90V188H92L91 189V191L90 190H88V191H86V192H82L81 191V184H82V182H79V180L81 179L80 178V176H84V174L85 173H87V172H91V171H94V174L92 175V178L88 181L89 182V184L90 185H93V182H95V179L96 178H100L101 177V175L103 174H107V176H110L109 178L112 180H114L115 179V184L116 185H118V184H120V185H122L121 183L123 182L124 183V185H125V187H127L126 189H127V191H125V193L126 194H123L124 196L123 197H121L120 199H119V201H120V206H119V204L118 205H115V204H113L112 203V205H114L112 208H108L109 210H107L106 208V213H105V215H104V213H103V215H104V217L102 216V214H100L103 218H100V220L101 219H103L104 220V218H105V216H106V218L108 217V216H117L118 218H120L119 220H121V218L123 219V221H130V220H132L131 219V217L130 216H128L127 214H128V210H129V207L130 208H137L136 207V204H137V200H138V198L141 196V195H143L144 193L146 194H150L151 195V197H150V199L149 200H151L152 198H153V202L155 203H153L152 202V200L150 201V203H151V206L153 205L154 206V208H153V206H152V211H150L147 215L145 214V213H147V212H144V214L146 215V216H144L145 218H139V219H144V220H142V221H145L144 223L145 224H147L146 226H145V224H143L142 222H140V224L141 225H143V227H141L140 228V230H142V228H144L145 227V230H144V232L146 231V233H145V237L144 238H146V240H145V244H143V245H138V242H137V239H136V237H135V232H130L131 233V235H129V236H133V238H131V239H129V240H127V241H129L128 242V244H125L126 242H124L123 244H125L126 245V248H131V249H135L136 251H137V254H138V252L139 253H141L144 257L143 258H145V256H146V254H147V250H148V248H147V245H148V243L150 242L151 243V241H152V239H153V242H160V240H158V241H155V239H159L160 237H162L163 236V233L162 234H160L159 235V233H161V232H164L166 229H167V227L165 226V224H169V225H171V223H173V225H171V227L172 228H174L175 227V231H176V233L175 234H177L178 232H177V230L180 232V234L181 235H179V233L177 234V235H175L176 237H177V240H178V242H180L181 243V247H180V250H181V253H182V250H184V249H186V251H189V253H187V258H184L183 256V258L182 259H180L181 258V256H180V258H178V261H176L177 262V264H201V262L200 261H202V260H200V259H203L204 257H207L208 256V258L211 256L212 257V260L208 263V264H264V252L261 254V252L263 251V247H264V239L262 240V238L264 237H262V238H260V236H262V234L260 235L259 234V237H252V239H250V241H251V244L249 245V246H247V248H245L246 246H244V248H242L241 249V251H243V252H245L244 254L246 255V259L245 258H243L242 256H241V258L242 259H244V261H243V263H241V262H239L238 260V257L237 256H234L233 254H231V253H227V255H229L230 254V256H227V255H225L224 253H223V251H221V248L219 247V245L218 244H220V243H222L223 241L221 240V242L220 243H216V238H215V240H210V238H209V234H208V232H211L212 231V233L211 234H213V237H211V238H214V233H213V231H217V230H219V228L218 229H215L214 228V226L213 225H211L213 222L212 221H210V222H212V223H210V224H207L206 222H207V219H205V217H208V215H201L204 219H205V221L203 220V222H205V224L206 225H211L212 227H213V229H211V226H209V228H208V226L206 227V225H204V223L203 222H199V218L201 217L200 215H198L199 217H198V221L196 220L197 219V213L198 212H200L201 211V209L200 208H202V210L203 209H205L204 211H208L209 212V210H211V211H214L216 208H217V210H218V208H224V205L226 204V202L225 201H227L228 203L227 204H230V207H231V209L232 208H234V209H237L238 210V208L240 207L239 205V202H238V198H236L235 196L238 194V193H234V194H236L235 196H234V194L232 193V191L229 189V191H231V194L233 195H227V196H225L224 197V195H223V197H221V195H220V192H221V190L219 189V183H220V178H206V177H208L207 175H206V173H208V172H204L205 171V169H206V167L207 166H209L210 165V163H212L210 160H208L207 158H206V161H207V163L209 162V164H207V165H205L206 163H205V159L203 160V159H201V157L199 158L198 157V154H196L197 152H195V154L197 155H193L192 156V154H191V156L188 158V160L191 158V161L190 162H192V164H190V169L189 170H191L192 169V171L193 172H195V169L194 168H192L191 167V165H197L198 167H200L199 169L200 170H196V173L193 175V173L192 174H190V172H187V171H185V168H184V171L181 169V167H179L180 168V170H179V168H177V166L175 165V167L176 168H174L173 167V165L171 166V165H169V164H165V162L162 164L159 160L160 159H162V157H164L165 156V154H166V151H167V149L168 148H170L171 149V147H169L171 144H173V142H175V141H180V139L181 140H183V138L182 137H185V135L184 134H186V132H187V134H186V136H189L188 135V131H186L185 129H183L184 127V125H185V122L186 121H184L183 119H185L184 118V116H183V114H182V112H184L186 109L188 110V111H190L191 112V114L192 115H194V116H200V117H204V122L203 121H201L203 124L206 122L205 121V116H207L208 114L207 113H210V109H211V104H212V100L215 98V105L216 106H218L219 105V102L218 101H220L222 98H218V95L220 94L219 93V90L220 89H224V90H220V92H222V93H226V92H229V91H227L226 89H228L229 90V87L231 88L232 86L231 85H235V83L236 82H239V79H238V81L236 80V81H233V80H228V81H233V82H235V83H233L232 82V84H231V82H228V81H226V80H224ZM232 79V78H231ZM234 79V78H233ZM234 79V80H235ZM9 80V79H8ZM26 80V79H25ZM34 80V79H33ZM43 80V79H42ZM54 80V79H53ZM62 80H64V79H62ZM93 80V79H92ZM111 80V81H112ZM120 80V82H121V80H122V78H118V81ZM172 80V79H171ZM175 80L177 81V79L175 78L173 81L175 82ZM184 80L182 81V83H181V86L183 87V82H184ZM203 80V79H202ZM205 80H207V79H205ZM13 81V80H12ZM11 81V82H12ZM21 81V80H20ZM20 81H19V83H20ZM24 81V80H23ZM55 81V80H54ZM53 81V82H54ZM57 81V80H56ZM73 81H75V82H73ZM88 81H90V80H87V82ZM94 81V80H93ZM96 81H98L97 79H96ZM100 81V80H99ZM110 81V82H111ZM123 81V80H122ZM144 81H146V80H144ZM149 81V80H148ZM157 81V82H158ZM165 80H163V81H161L162 82V84H163V82H164ZM168 81H170V80H168ZM173 81H171V83L173 82ZM178 81H180L181 82V80L178 78ZM177 81V82H178ZM200 81V80H199ZM22 82V81H21ZM32 82H34V81H32ZM43 83H44V81H42ZM45 82H47V81H45ZM58 82H61V81H58ZM70 83H71V81H69ZM72 82H73V85H71V84H65L66 86H68L69 87V89H70V91H73L74 92V94L77 92V91H83L82 90V88H81V90H77L76 91V85H74V84H76V80H75V78H74V80H72ZM78 82V81H77ZM82 82V81H81ZM92 82V81H91ZM90 82V83H91ZM101 82V81H100ZM107 82V81H106ZM105 82V83H106ZM108 82H109V80H108ZM110 82H109V84H110ZM139 82V81H138ZM160 81H159V84L161 83ZM167 82V81H166ZM186 82V81H185ZM198 82V81H197ZM211 82V81H210ZM215 82H217V81H215ZM219 82V81H218ZM242 82H240L241 84H242ZM0 83H3V82H0ZM5 83V82H4ZM3 83V84H4ZM9 83V82H8ZM13 83V82H12ZM29 83V82H28ZM27 83V84H28ZM43 83H41V84H43ZM55 83H57V82H55ZM104 83V84H105ZM112 83V82H111ZM114 84H115V82H113ZM112 83V84H113ZM124 83V84H123ZM133 83V82H132ZM153 82H151V84H152ZM170 83V82H169ZM169 83H168V85H169ZM186 83H188V82H186ZM10 84V83H9ZM46 84V83H45ZM59 84V83H58ZM78 84V83H77ZM81 83H79L78 84V86L80 85ZM112 84H110V85H112ZM113 84V86L114 87H116L117 88V86H115ZM123 84V85H122ZM126 84H129V89H126L125 90V85ZM137 84V83H136ZM157 84V83H156ZM159 84H157V85H159ZM167 84V83H166ZM218 83H216V85H217ZM231 84V85H230ZM237 84V83H236ZM244 84H245V80H244ZM243 84V86H245ZM33 85V84H32ZM34 85H36V83L34 84ZM55 85V84H54ZM60 85H63L64 86V84H60ZM138 85V84H137ZM153 85H155V83H153ZM156 85V86H157ZM163 85H165V82H164V84ZM29 86V85H28ZM27 86V87H28ZM43 87H46L44 84L42 85ZM65 86V87H66ZM90 86V85H89ZM95 86V85H94ZM97 86V85H96ZM100 85H98V87H99ZM106 86V85H105ZM141 86V85H140ZM160 86V85H159ZM159 86H157V87H159ZM177 85H175V87H176ZM178 86H180L179 85V83H178ZM177 86V87H178ZM181 86L180 87H178L177 89H179V88H181ZM187 86V85H186ZM188 86H191V85H188ZM213 86V85H212ZM241 86V85H240ZM7 87V86H6ZM11 87V86H10ZM22 87V86H21ZM20 87V88H21ZM52 87V86H51ZM51 87H48V88H51ZM80 87V86H79ZM78 87V88H79ZM83 87V86H82ZM108 87V86H107ZM124 88V90H123V88ZM148 87V86H147ZM164 87V86H163ZM166 87H167V85H166ZM171 87V86H170ZM170 87H167V88H170ZM174 87V86H173ZM208 86H206V88H207ZM215 87H217V86H215ZM237 87H238V85H237ZM8 88V87H7ZM6 88V89H7ZM25 88V87H24ZM31 88V87H30ZM57 88V87H56ZM101 88H103V87H101ZM115 88V89H116ZM126 88H128V85H127V87ZM134 88H136V86L134 87ZM138 88V87H137ZM146 88V87H145ZM152 88V87H151ZM184 88H185V86H184ZM195 87H193V89H194ZM196 88H198L197 86H196ZM235 88V87H234ZM5 89V88H4ZM12 89V88H11ZM16 89V88H15ZM35 88H33V90H34ZM40 89V88H39ZM38 89V90H39ZM65 89V88H64ZM68 89V88H67ZM80 89V88H79ZM90 89V88H89ZM92 89V88H91ZM90 89V90H91ZM105 89V88H104ZM107 89V88H106ZM108 89H109V87H108ZM111 89V88H110ZM142 89V88H141ZM154 89V88H153ZM157 89V88H156ZM159 89H160V87H159ZM164 89V88H163ZM182 89V88H181ZM180 89V90H181ZM187 89V88H186ZM199 89V88H198ZM14 90V89H13ZM37 90V89H36ZM37 90V91H38ZM49 90H51V89H49ZM48 90V91H49ZM59 90V89H58ZM85 90H86V88H85ZM84 90V91H85ZM95 90H97V89H95ZM94 90V91H95ZM100 90V89H99ZM111 90H113V88L111 89ZM137 90H140V89H137ZM146 90V89H145ZM145 90H144V92H145ZM148 90V89H147ZM155 90V89H154ZM160 90H162V89H160ZM176 90V89H175ZM185 90V89H184ZM216 90L218 91V92H216ZM236 90H237V88H236ZM235 90V91H236ZM2 91V90H1ZM17 91V90H16ZM18 91H21V89L20 90H18ZM28 91V90H27ZM35 91V90H34ZM62 91V90H61ZM76 91V92H75ZM87 91V90H86ZM93 91V93H96V92H94ZM136 91V90H135ZM141 91V90H140ZM151 91V90H150ZM150 91H148V94H150ZM163 91V90H162ZM168 91V90H167ZM169 91H170V89H169ZM242 91V90H241ZM9 92V91H8ZM11 92V91H10ZM9 92V93H10ZM15 92V91H14ZM21 92H23V90L21 91ZM36 92V91H35ZM41 92V91H40ZM64 92V94H67V93H65L66 92V90L65 91H63ZM110 92H114V91H110ZM109 92V93H110ZM143 92V93H144ZM165 92V91H164ZM173 92H172V94H173ZM179 92V91H178ZM180 92H184V91H180ZM185 92H186V90H185ZM184 92V93H185ZM234 92V91H233ZM232 92V93H233ZM7 93V92H6ZM9 93H7V94H9ZM13 93V92H12ZM16 93V92H15ZM23 93H25V92H23ZM34 93V92H33ZM45 93V92H44ZM44 93H42L41 92V97H40V103L39 104H41V102L42 103H44V106H45V98H44ZM51 93H53L52 91H51ZM50 93V94H51ZM55 93V92H54ZM78 93V92H77ZM81 93V92H80ZM79 93V94H80ZM101 93V92H100ZM104 93V92H103ZM108 93V92H107ZM136 93V92H135ZM138 93V92H137ZM165 93H167V92H165ZM164 93V94H165ZM183 93V94H184ZM215 93H219V94H215ZM221 93V94H222ZM231 93V90H230V92L228 93V94H232ZM241 93V92H240ZM246 93V94H245ZM4 94H5V91H4ZM3 94V95H4ZM18 94V93H17ZM19 94H20V92H19ZM22 94V93H21ZM20 94V95H21ZM28 94V93H27ZM30 94H32V92L30 93ZM39 94V93H38ZM69 94V93H68ZM82 94V93H81ZM90 94V93H89ZM141 94V93H140ZM145 94V93H144ZM151 94H152V92H151ZM156 94V93H155ZM161 94V93H160ZM163 94V93H162ZM186 94V93H185ZM227 94V95H228ZM10 95V94H9ZM45 95H47V94H45ZM59 95V94H58ZM78 95V94H77ZM84 95H86V94H84ZM100 95V94H99ZM108 95V94H107ZM170 95V94H169ZM168 95V96H169ZM174 95V94H173ZM173 95H171V96H173ZM175 95H174V99L176 98L175 97ZM215 95H217V97H215ZM227 95H224V97L226 96L227 97ZM2 96V95H1ZM8 96V95H7ZM7 96H6V98H7ZM12 96V95H11ZM28 96V95H27ZM36 96V95H35ZM34 96V97H35ZM60 96V95H59ZM90 96V95H89ZM142 96H143V94H142ZM170 96V97H171ZM235 96V95H234ZM239 96V95H238ZM16 97H17V95H16ZM15 97V98H16ZM20 97H22V96H19V98ZM31 97V96H30ZM39 97V96H38ZM56 97V96H55ZM71 97V98H70ZM76 97V96H75ZM88 97V96H87ZM94 97V96H93ZM95 97H98V96H95ZM121 97V98H122ZM219 97H222V96H220L219 95ZM232 97V96H231ZM240 97V96H239ZM242 97V96H241ZM263 97H264V95H263ZM5 98V99H6ZM13 98H14V96H13ZM18 98V99H19ZM36 98V97H35ZM48 98H50V97H48ZM57 98V97H56ZM99 98V97H98ZM122 98V99H123ZM158 98V99H157ZM167 98V97H166ZM191 98V99H190ZM192 98H193V100H192ZM236 98V97H235ZM10 99V98H9ZM21 99V98H20ZM28 99H29V97H28ZM94 99H96V98H94ZM93 99V100H94ZM106 99V98H105ZM121 99V101H123ZM127 99V98H126ZM168 99V98H167ZM166 99V100H167ZM173 99V100H174ZM188 99H190L191 101H189ZM217 99H220V100H218L217 101ZM234 99V98H233ZM264 99V98H263ZM2 100V99H1ZM4 100V99H3ZM3 100L2 101H0V128H2V129H4V132H6V131H12L13 132V130L15 131V130H17V128H19V125H21V124H19V122L21 121H19L18 122V127H17V125H16V123L14 122V121H16V120H19V119H14V121H12L13 120V118H12V120L10 119V116L8 117V115H9V113L7 114V112L8 111H6L5 112V110H4V102H3ZM15 100V99H14ZM13 100V101H14ZM24 100H26V99H24ZM24 100H22V101H24ZM38 100V99H37ZM53 100V99H52ZM91 100H92V98H91ZM100 100H102L101 98H100ZM177 100V99H176ZM188 100V101H187ZM224 100V99H223ZM12 101V100H11ZM12 101V102H13ZM48 101H50L49 99H48ZM108 101V100H107ZM107 101L105 102V101H102V104H103V102H105V104H107ZM109 101H111V100H109ZM120 101V102H121ZM125 101V100H124ZM127 101V100H126ZM172 100H170L169 102H171ZM216 101L218 102V103H216ZM230 101V100H229ZM235 101V100H234ZM234 101H232V102H234ZM240 101V100H239ZM264 101V100H263ZM5 102H6V100H5ZM7 102H9V101H7ZM89 102V101H88ZM94 102V101H93ZM98 102H100V101H98ZM120 102H119V104H120ZM168 102V103H169ZM221 102V101H220ZM223 102V101H222ZM221 102V103H222ZM225 102V101H224ZM232 102H230V103H232ZM242 102V101H241ZM262 102V101H261ZM11 103V102H10ZM22 103H24V102H22ZM33 103H35L34 101H33ZM37 103V102H36ZM37 103V104H38ZM51 103V102H50ZM87 102H85V104H86ZM101 103V102H100ZM214 103V102H213ZM229 103V102H228ZM235 103V102H234ZM240 103V102H239ZM5 104H7V103H5ZM15 104V103H14ZM27 104V103H26ZM53 104V103H52ZM97 104V103H96ZM102 104H97L98 106H100V105H102ZM124 104V105H125ZM218 104V105H217ZM241 104V103H240ZM264 104V103H263ZM34 104H31L30 106V108H32V106H33ZM90 105V104H89ZM145 105L147 106V108L149 109V107H148V105L151 107L150 109H152L153 110V112H155V113H152V114H155V118L152 116H150V113L152 112L151 110H148L146 107H145ZM214 105V106H215ZM6 106H9V104L8 105H6ZM5 106V107H6ZM13 106V105H12ZM38 106V105H37ZM41 106H43V105H41ZM40 106V107H41ZM84 106V107H83ZM213 106V107H214ZM221 106L224 108V107H227L228 105H226V106H224V105H222L221 104ZM230 106V105H229ZM228 106V107H229ZM237 106V105H236ZM240 106V105H239ZM238 106V107H239ZM10 107V106H9ZM27 107V106H26ZM47 107H49V106H47ZM88 107V106H87ZM103 107V106H102ZM124 107V106H123ZM219 107V106H218ZM233 107V106H232ZM237 107V108H238ZM15 108V107H14ZM22 108V107H21ZM34 108V107H33ZM41 108H43V107H41ZM51 108V107H50ZM99 108H101V107H99ZM125 108V107H124ZM128 108V107H127ZM147 109V112H146V109ZM177 108V109H176ZM182 108H186L185 110H183ZM189 108H190V110H189ZM215 108V107H214ZM221 108V107H220ZM230 108H231V106H230ZM236 108V109H237ZM240 108V107H239ZM242 108H240L239 109V111L242 109ZM9 109V108H8ZM28 109H29V107H28ZM102 109V108H101ZM213 109V108H212ZM225 109V108H224ZM224 109H222V111H225ZM244 109V108H243ZM246 109V108H245ZM246 109V110H247ZM250 109H249V113L250 112H252V111H250ZM12 110V109H11ZM30 110V109H29ZM29 110H27V112L29 111ZM122 110V109H121ZM185 111L186 113H188V111ZM227 110H229V109H227ZM232 110V109H231ZM246 110L244 111L245 113H246ZM262 110H263V106H262ZM31 111V110H30ZM29 111V112H30ZM209 111V112H208ZM212 111V110H211ZM213 111H214V109H213ZM212 111V112H213ZM217 112H218V108H217V110H216ZM220 111H221V109H220ZM235 111V110H234ZM241 111H243V110H241ZM241 111H240V113H241ZM10 112V111H9ZM211 112V113H212ZM238 112V111H237ZM253 112V113H254ZM20 113H22V112H20ZM20 113H18V115L20 114ZM147 113H148V115H147ZM186 113H184L185 114V116L187 117L188 115L186 114ZM215 113V111L212 113L213 114V116H215V117H218V116H216V114H214ZM224 113H226V111L224 112ZM229 113V112H228ZM231 113V112H230ZM233 113V112H232ZM235 113V112H234ZM243 113V112H242ZM247 113H248V110H247ZM248 113V114H249ZM252 113V114H253ZM256 113V114H257ZM262 113V112H261ZM23 114V113H22ZM32 114H30L29 113V115L28 116H30V115H32ZM212 114H211V116H212ZM218 114H219V112H218ZM222 115H223V113H221ZM221 114H219V117H220V115ZM251 114V115H252ZM255 114V113H254ZM259 114V113H258ZM225 115V114H224ZM233 115V114H232ZM251 115H249V116H251ZM22 116V115H21ZM152 118H150V117ZM211 116H210V118H209V120H208V122H209V125H211V127L216 123V121L218 120L217 118L215 119V117H214V119L216 120H214L213 118V120H211L210 121V119H211ZM212 116V117H213ZM225 116H227L228 117V115H225ZM231 116V115H230ZM237 116V115H236ZM235 116V117H236ZM242 116V115H241ZM253 116V115H252ZM12 117V116H11ZM17 117V116H16ZM31 117V116H30ZM51 117V116H50ZM58 117V116H57ZM218 117V118H219ZM224 116H222V118H223ZM234 117V116H233ZM235 117L233 118V120L235 119ZM243 117V116H242ZM261 117V116H260ZM19 118H20V116H19ZM22 118V117H21ZM24 118H25V116H24ZM188 118H190L189 116H188ZM207 118H208V116H207ZM224 118H226V117H224ZM224 118H223V120H222V122L224 121ZM241 118V117H240ZM246 118V117H245ZM250 118V117H249ZM255 118V117H254ZM256 118H258L257 116H256ZM255 118V120H257ZM28 119V121H29V117L27 118ZM34 119V118H33ZM45 119V118H44ZM56 119H59V118H56ZM55 119V120H56ZM179 119V120H178ZM187 119V118H186ZM220 120H221V118H219ZM229 119V118H228ZM232 118H230L229 120H225L224 121V124L226 123V121H227V123L229 122L230 124H234V122H235V120H234V122L233 123H231L232 121H230ZM253 119V118H252ZM259 119V118H258ZM25 120V119H24ZM24 120H22V122L24 121ZM32 120V119H31ZM42 120V119H41ZM47 120H49V119H47ZM177 120H178V122H177ZM203 120V119H202ZM237 120V119H236ZM239 120H242V119H239ZM239 120H237L236 122L237 123H239ZM246 120H247V118H246ZM262 120H263V118H262ZM27 120H25L24 122L25 123H27L26 122ZM40 120H38V122H39ZM49 121H51V120H49ZM142 123H141V122ZM190 121H191V118H190ZM193 121V120H192ZM198 123H199V121H198V119L196 120ZM212 121H215L214 123H211ZM248 121H249V119L247 120V121H241V122H243L242 123V127H243V129H242V127L240 128V129H242V131H245V134L243 133V139H242V142L240 141L241 140V136H240V139L238 138L237 140L238 141H240V146L238 145V144H236V143H238L237 142V140H235V141H232V138H230L231 139V141L232 142H234L233 144L235 145L234 146V148L236 147V149L234 150V148H233V144L231 145L232 147H231V149L233 148V151H238V153L236 152L235 154L237 155V154H239L238 156H240V158L242 159V161H243V163L246 161H248L247 163H249L251 166L252 165H254L255 167L256 166H258V167H256L257 168V170H254V169H256L255 167H254V169H252L253 168V166L251 167V169L253 170V172L254 171H256V172H258V168L260 169V173H257L258 174V176H257V174H256V179H259V183L261 184V183H263V181L264 180H262V179H260V178H263L264 179V124H259V123H257L256 121H255V123H251L253 120H251V122H249L248 123ZM31 122V121H30ZM33 122V121H32ZM34 122H36V121H34ZM41 122V121H40ZM188 122V121H187ZM186 122V123H187ZM200 122V123H201ZM222 122H221V124H222ZM240 122V123H241ZM248 124H252V126H251V129L248 127V125H247V123ZM254 122V121H253ZM260 122V121H259ZM263 123H264V121H262ZM25 123H24V125H25ZM43 123V122H42ZM41 123V124H42ZM188 123H190V122H188ZM196 122L194 121V124H195ZM199 123V125L201 126V124ZM211 123V124H210ZM226 123V124H227ZM236 123V124H237ZM257 123V124H256ZM48 124V123H47ZM190 124H192V126H193V123H190ZM213 124V125H212ZM218 124V123H217ZM217 124H215L216 126H217ZM219 124H220V122H219ZM218 124V125H219ZM220 124V125H221ZM223 124V125H224ZM225 124V127L227 126ZM235 124V125H236ZM149 125H151V127L149 126ZM180 126V125H182L181 127H182V129H180V127H179V129L180 130H178V127L177 126ZM187 125V124H186ZM206 125V124H205ZM204 125V126H205ZM208 125V124H207ZM208 125V126H209ZM234 125V126H235ZM247 125V126H246ZM84 126H87V127H89V130H90V128H91V130H94L95 132L96 131H99L98 129H100L101 127V130H102V134H97L98 136H92V137H94L95 139L96 138H98L99 140L101 139V141L99 142V143H97V144H95V146L93 147L92 146V144H91V146L93 147V148H91L90 150H85L84 149V145H85V143H88V141L90 140V136L88 137L86 134H87V132H88V130H87V132L85 133V131H83V132H81L80 131V127H84ZM112 126V127H111ZM138 126H141V127H139L138 129L136 128V127H138ZM188 126V125H187ZM190 126V125H189ZM191 126V127H192ZM194 126H196L197 127V125H194ZM200 126H198V127H200ZM216 126H213V127H216ZM240 126H241V124H240ZM108 127H110V130L108 129ZM174 127H177V128H174ZM201 127H203V126H201ZM228 127V126H227ZM226 127V128H227ZM230 127V126H229ZM231 127H233V125L231 126ZM236 127H237V129H238V124L236 125ZM245 127H248L247 129L249 130H247V132H246V129H245ZM104 128V129H103ZM106 128L109 130V131H105L106 130ZM111 128H113L112 130H111ZM188 128H190V127H188ZM205 128V127H204ZM208 129H209V127H207ZM21 129V128H20ZM45 129V128H44ZM176 129V130H175ZM192 129H193V127H192ZM207 129V130H208ZM222 129V128H221ZM228 129V128H227ZM230 129V128H229ZM234 129H235V127H234ZM236 129V130H237ZM6 130V131H5ZM27 130V129H26ZM178 130V131H177ZM185 130V131H184ZM190 130V129H189ZM200 130V129H199ZM209 130H212V129H209ZM218 130H220V128L218 129ZM239 130V129H238ZM0 131H1V129H0ZM3 131V130H2ZM22 131V130H21ZM192 131V130H191ZM203 131V130H202ZM220 131H222V130H220ZM219 131V132H220ZM226 131V130H225ZM230 131V130H229ZM232 131V130H231ZM241 131V130H240ZM3 132V133H4ZM19 132V131H18ZM44 132H46V131H43V133ZM94 132V133H95ZM149 132H151V133H153L152 135L151 134H149L147 137H146V135H145V137H144V135L142 136L143 138H141V139H139V140H136L137 138H138V136H139V134L141 133H143V134H147V133H149ZM193 132H194V130L192 131V133L191 134H193ZM201 132V131H200ZM199 132V133H200ZM207 132V131H206ZM208 132H210V131H208ZM215 132V131H214ZM8 133V132H7ZM32 133V132H31ZM40 133H42L41 131H40ZM85 133V134H84ZM93 132L91 131V134H92ZM93 133V134H94ZM98 133H100V131L98 132ZM190 133V132H189ZM197 133V132H196ZM217 133V132H216ZM227 133H229V132H227ZM233 133H234V131H233ZM237 133V132H236ZM241 132H239V134H240ZM9 134V133H8ZM22 134V133H21ZM20 134V135H21ZM47 134V133H46ZM92 134V135H93ZM190 134V135H191ZM201 134V133H200ZM221 134V133H220ZM2 135V134H1ZM5 135V134H4ZM11 135H13L12 133H11ZM19 135V134H18ZM17 135V136H18ZM42 135V134H41ZM44 135V134H43ZM88 135H90V134H88ZM95 135H96V133H95ZM195 135V134H194ZM201 135H203V134H201ZM206 135V134H205ZM207 135H209V134H207ZM229 135V134H228ZM227 135V136H228ZM235 135V134H234ZM237 135V134H236ZM24 136H25V134H24ZM31 137H32V134L30 135ZM198 136H200L199 134H198ZM204 136V135H203ZM210 136V135H209ZM222 136V135H221ZM5 137H8L7 135L5 136ZM3 138V139H6V138ZM19 137H21V136H19ZM27 137V136H26ZM29 137V136H28ZM40 137V136H39ZM55 137H59V136H55ZM195 137H196V139L195 140H197V136L195 135ZM201 137V136H200ZM217 137V136H216ZM224 137V136H223ZM222 137V138H223ZM230 137V136H229ZM232 137H233V135H232ZM236 136H234V138H235ZM9 138H11V136L9 137ZM12 138H14L13 136H12ZM12 138H11V140H12ZM221 137H220V140H222V141H218L219 143L221 142H223V139H222ZM233 138V139H234ZM1 139V138H0ZM29 139V138H28ZM32 139V138H31ZM52 139H54V138H52ZM184 139H186V138H184ZM187 139H189V138H187ZM194 139H192V140H194ZM199 139H201V138H199ZM203 139V138H202ZM213 138H211V140H212ZM218 139H219V137H218ZM23 140V139H22ZM33 140V139H32ZM31 140V141H32ZM55 140V139H54ZM190 140V139H189ZM191 140V141H192ZM208 140V139H207ZM1 141V140H0ZM13 141V140H12ZM16 141V140H15ZM14 141V142H15ZM21 141V140H20ZM26 142H27V140H25ZM29 141H30V139H29ZM201 141V140H200ZM204 141H205V138H204ZM229 141V139L227 140V142ZM19 141H17V143H18ZM25 142V143H26ZM33 142V141H32ZM91 142V141H90ZM90 142L88 143V144H90ZM176 142V143H177ZM185 142V141H184ZM207 142V141H206ZM230 142V141H229ZM236 142V143H235ZM16 143V142H15ZM24 143V144H25ZM190 143V142H189ZM199 143H202V142H199ZM219 143H216V145H219ZM224 143V142H223ZM222 143V144H223ZM1 144V143H0ZM10 144H12L11 146H13V144L14 143H11L10 142ZM164 144H165V146H164ZM177 144H179V142L177 143ZM177 144H174V145H177ZM184 144V143H183ZM183 144H181L182 146H183ZM193 145H195L194 143H192ZM221 144V145H222ZM225 144V143H224ZM229 144V143H228ZM231 144V143H230ZM15 145V144H14ZM19 145V144H18ZM23 145V144H22ZM33 145V144H32ZM37 147L36 148H40L41 150L42 149H46L47 147H48V142L44 139V140H42L41 142L39 141L37 144H35ZM60 145V144H59ZM185 145V144H184ZM188 145V144H187ZM204 142H203V147H204ZM206 145H208V143L206 144ZM212 145V144H211ZM210 145V146H211ZM226 145V144H225ZM87 146V145H86ZM168 146V147H167ZM209 146V145H208ZM209 146V147H210ZM238 146V147H237ZM9 147V143H6V144H2V145H0V156L3 158V160L1 161L0 160V172H1V176H3L2 178H4L6 175H8V173H10L8 170L6 171V169L7 168H10V170H12V168H13V170H12V178H15V179H17L16 181V184H17V186H15V188L18 190H20V188L22 189L23 188V186L24 185H33V184H38L40 181H41V179H39V178H43L46 174H45V172H46V170H48L47 169V166H45V164L43 163L44 161V159L41 161L38 157H31L30 156V154L28 153V150H30V149H28V145H24V146H21V148L19 149V150H17V152L16 153H12V150H10L9 151V149H10V147ZM88 147V146H87ZM174 147H178V146H174ZM173 147V148H174ZM187 147V146H186ZM200 147V146H199ZM206 147V146H205ZM213 146H211V148H212ZM227 147V146H226ZM229 147V146H228ZM3 148H6V149H3ZM14 148H17V147H14ZM30 148V147H29ZM183 148V147H182ZM182 148H181V151H182ZM185 148V147H184ZM183 148V149H184ZM194 148V147H193ZM217 148H218V146H217ZM216 148V149H217ZM220 148V147H219ZM3 149V150H2ZM34 149V148H33ZM32 149V150H33ZM53 149V148H52ZM58 149V148H57ZM152 149V150H151ZM189 149V148H188ZM196 149V148H195ZM200 149V148H199ZM208 149V148H207ZM210 149V148H209ZM215 148L213 147L212 148V150H214ZM229 149V148H228ZM227 149V150H228ZM47 150V149H46ZM154 150V151H153ZM174 150H175V148H174ZM173 150V151H174ZM190 150H192L193 151V149L191 148ZM206 150V149H205ZM211 150V149H210ZM209 151V153L211 152V154L214 152V151ZM218 150V149H217ZM149 151H151V153L152 154H148V152ZM172 151V150H171ZM180 150H178L177 152H179ZM185 151V150H184ZM188 151V150H187ZM198 151V150H197ZM200 151H201V149H200ZM200 151H198V152H200ZM202 151H203V149H202ZM201 151V152H202ZM219 151V150H218ZM14 152V151H13ZM30 153H31V151H29ZM156 153V154H154V155H157L156 156V158H154V159H152V158H148V156L149 155H153V153ZM189 152V151H188ZM207 152H208V150H207ZM228 152V151H227ZM226 152V153H227ZM35 153V152H34ZM150 153V152H149ZM173 153V152H172ZM175 153V152H174ZM182 153H183V151H182ZM185 153V152H184ZM184 153L182 154V155H180V156H183L184 155ZM189 153H191V152H189ZM188 153V154H189ZM208 153V154H209ZM217 153V152H216ZM218 153H220V152H218ZM32 154V153H31ZM38 154V153H37ZM148 154V155H147ZM187 154V153H186ZM187 154V155H188ZM205 154V152L203 151V155ZM207 153H206V155H208ZM234 154V155H235ZM58 155V154H57ZM171 155V154H170ZM219 155H222V154H219ZM176 156V155H175ZM174 156V157H175ZM180 156L178 155V158H180ZM199 156H201L200 154H199ZM209 156V155H208ZM211 156V155H210ZM0 157V158H1ZM53 157V156H52ZM177 157V156H176ZM185 157V156H184ZM203 157V156H202ZM205 157V156H204ZM207 157V156H206ZM223 158H224V155L222 156ZM17 158H19V160H20V158H24L22 161H19L18 163L15 161V159L17 160ZM44 158V157H43ZM170 158V156L168 157V159ZM213 158V157H212ZM216 158H218V157H216ZM222 158V159H223ZM226 158V157H225ZM224 158V159H225ZM235 158V157H234ZM42 159V158H41ZM50 159V158H49ZM49 159H47V161L49 160ZM171 159V158H170ZM182 159V158H181ZM227 159H229V158H227ZM231 159V158H230ZM52 160V161H53ZM99 160L101 161V164H100V166H98V164L96 165V162L98 161L99 162ZM163 160H164V158H163ZM183 160V159H182ZM186 160V159H185ZM214 160V159H213ZM216 160V159H215ZM218 160V159H217ZM221 162H222V160L221 159H219ZM234 160V159H233ZM245 160V161H244ZM16 163H15V162ZM46 161V162H47ZM162 161V160H161ZM166 161H167V158H166ZM172 161V160H171ZM177 161V160H176ZM224 161V160H223ZM230 161V160H229ZM236 161H237V158H236ZM55 162V161H54ZM102 162H103V165H102ZM179 162H182V164H184L185 163V161H184V163H183V161H180L179 160ZM186 162H187V160H186ZM227 162V161H226ZM241 162V161H240ZM245 162V163H246ZM33 163V165H31V166H29L30 164H32ZM169 163V162H168ZM215 163V162H214ZM220 163V162H219ZM218 163V164H219ZM233 163V162H232ZM237 163V162H236ZM47 164V163H46ZM50 164V163H49ZM51 164H54V163H51ZM70 164H72V165H74L73 166V168H71V165ZM171 164V163H170ZM186 164V163H185ZM188 164H189V162H188ZM188 164H186V166L188 165ZM213 164V163H212ZM221 164V163H220ZM223 164V163H222ZM238 164V163H237ZM240 164H242V163H240ZM76 165V166H75ZM102 165V166H101ZM179 165V164H178ZM202 165V166H201ZM206 167H205V166ZM243 165H245V164H243ZM246 165H248V164H246ZM53 166V165H52ZM68 166H67V168H68ZM185 166V165H184ZM189 166V165H188ZM187 166V167H188ZM211 166V165H210ZM209 166V167H210ZM216 165H214L213 166V168L215 167ZM221 166V165H220ZM227 166V165H226ZM183 167V166H182ZM197 167V168H198ZM205 167V168H204ZM222 167V166H221ZM221 167H218V168H221ZM232 167H233V164H232ZM231 167V168H232ZM236 167H238V166H236ZM235 167V168H236ZM6 168V169H5ZM55 168H56V166H55ZM211 168V167H210ZM234 168V167H233ZM242 168H244L245 169V167H242ZM247 168H249L250 169V166L248 165V167ZM3 169L5 170V172L3 171ZM194 169V170H193ZM208 169L209 168H207L206 169V171H208ZM215 169H216V167H215ZM223 169H225L224 167H222V170ZM239 169V168H238ZM250 169V170H251ZM53 170H55L54 168H53ZM187 170V169H186ZM228 170H229V168H228ZM240 170H242V169H240ZM246 170V169H245ZM42 171L44 172V174H42ZM51 170L49 169V172H50ZM210 171H212V169L210 170ZM210 171H209V173H210ZM213 171H215V170H213ZM213 171H212V173L210 174V175H215V173L217 174V175H219V171L217 170L215 173H213ZM226 172H227V170H225ZM236 171V170H235ZM4 172V173H3ZM221 172V171H220ZM224 172V171H223ZM231 172V171H230ZM245 172V171H244ZM249 172V171H248ZM248 172H246V173H248ZM255 172V173H256ZM54 173V172H53ZM222 173V172H221ZM236 173V172H235ZM255 173H254V175H255ZM44 175V176H42V175ZM88 174V173H87ZM224 174H226L225 172H224ZM237 174H238V176H243V175H240L239 173H236V176H237ZM252 175H253V173H251ZM262 174L263 176H261V177H259L260 175ZM53 175V174H52ZM55 175V174H54ZM193 175V176H192ZM217 175H215V176H217ZM223 175V174H222ZM245 175V174H244ZM253 175V176H254ZM49 176V175H48ZM106 176V175H105ZM206 176V177H205ZM229 176V175H228ZM234 176H235V174H234ZM248 176V175H247ZM47 177V176H46ZM55 177V176H54ZM224 177V176H223ZM252 177V176H251ZM258 177V178H257ZM108 178V179H109ZM226 178V177H225ZM231 178V177H230ZM236 178V177H235ZM240 179L241 177H237L236 178V180L237 179ZM246 178V177H245ZM244 177L243 178H241V180L243 179V181L242 182H244L245 179ZM247 178H250V176L249 177H247ZM15 179H10V180H8V181H6L5 183L7 184H10L9 182L11 181V180H15ZM39 179V181H37ZM51 179H53V177L51 178ZM56 179V178H55ZM59 179V178H58ZM66 179H71V180H74V186L73 187H67V186H64L65 184V182H66ZM102 179V178H101ZM104 179H106L105 180V182L107 181V182H110V180L108 181V179H107V177H105V178H103V180ZM116 179L117 180H122L121 181V183H117V181H116ZM223 179V178H222ZM253 178H251V179H249V181L251 180V181H253L252 180ZM70 180V181H71ZM85 180V179H84ZM99 180V179H98ZM224 180V182L226 181V179H223ZM223 180H221V181H223ZM248 180V179H247ZM261 180V181H260ZM86 181V180H85ZM101 181V180H100ZM231 181V180H230ZM249 181H245L244 182V184L243 185H246V184H248V186H249ZM257 181H255V182H257ZM55 182V181H54ZM87 182V183H88ZM102 182V181H101ZM104 182V181H103ZM105 183V184H108V183ZM232 182H233V180H232ZM239 182H240V180H239ZM254 182V181H253ZM254 182V183H255ZM44 183V182H43ZM111 183V182H110ZM246 183V184H245ZM252 183V182H251ZM250 183V184H251ZM258 183V184H259ZM7 184V185H8ZM14 184V183H13ZM15 184V185H16ZM40 184V183H39ZM45 184V183H44ZM56 184V183H55ZM60 184V183H59ZM89 184H87V185H89ZM97 184H98V182H97ZM222 184V183H221ZM232 184V183H231ZM230 184V185H231ZM233 184H234V182H233ZM238 184V183H237ZM253 184V183H252ZM251 184V185H252ZM264 184V183H263ZM262 184V185H263ZM47 185V184H46ZM49 185V184H48ZM66 185H68V184H66ZM87 185H85V186H87ZM94 185H96V184H94ZM100 185V184H99ZM101 185H102V188H103V184L101 183ZM114 184H112V186H113ZM35 186V185H34ZM98 186V185H97ZM106 186V185H105ZM222 186H223V184H222ZM221 186V187H222ZM229 186V185H228ZM232 186V185H231ZM247 186V185H246ZM260 186V185H259ZM3 187H5L6 188V186H3ZM47 187V186H46ZM49 187V186H48ZM84 187V186H83ZM88 187V186H87ZM99 187V186H98ZM115 187V186H114ZM125 187H124V189H125ZM220 187V188H221ZM227 187V186H226ZM230 187V186H229ZM228 187V188H229ZM232 187H234V186H232ZM238 187V186H237ZM255 187V186H254ZM5 188H3V189H5ZM15 188H13V189H15ZM27 188V187H26ZM29 188V187H28ZM85 188V187H84ZM83 188V189H84ZM106 188V187H105ZM107 188H108V185H107ZM113 188V187H112ZM122 188V187H121ZM120 188V189H121ZM223 188H225L224 186H223ZM0 189H2V188H0ZM8 189V188H7ZM41 189V188H40ZM98 189V188H97ZM111 191H112V189L111 188H109ZM234 189V188H233ZM242 189V188H241ZM241 189H237L236 191L238 192L239 190V193L241 194V195H243L242 193L243 192H241ZM252 189H253V187H252ZM263 189H264V187H263ZM6 190V189H5ZM18 190V191H19ZM23 190V189H22ZM24 190H26V189H24ZM23 190V191H24ZM28 190V189H27ZM100 190H101V188H100ZM108 190V189H107ZM109 190V191H110ZM121 190H123V189H121ZM218 190H220V192H218ZM225 190V189H224ZM235 190V189H234ZM246 190V189H245ZM16 191V190H15ZM48 191V190H47ZM124 191V190H123ZM228 191V192H229ZM242 191H244L243 189H242ZM253 191H254V189H253ZM1 192V191H0ZM17 192V191H16ZM235 192V191H234ZM247 192V191H246ZM245 192V193H246ZM257 192V191H256ZM5 193V192H4ZM4 193H2V194H4ZM50 193V194H49ZM104 193V192H103ZM219 193V194H218ZM224 193V192H223ZM250 193V192H249ZM263 193H264V191H263ZM220 195V197L218 196V195ZM227 194V193H226ZM229 194V193H228ZM247 194V193H246ZM7 195H9V194H7ZM149 195V196H150ZM245 195V194H244ZM243 195V196H244ZM249 195V194H248ZM35 196H37V195H35ZM113 196V195H112ZM243 196H240L241 198L240 199H242V198H244ZM247 196V195H246ZM256 196V195H255ZM261 196V197H260ZM11 197V196H10ZM10 197H8V198H10ZM20 197V196H19ZM93 197V198H94ZM115 197V196H114ZM141 197H145V199L147 200V196H141ZM147 197V198H146ZM178 198V200L177 201H181V202H183V204H185V205H183V206H186V209L187 210H189V206L191 207V210H192V208H199L200 209V211H197V209L196 210H194L195 211V213H196V211H197V213L196 214H194L195 216H196V219H195V216H194V219H193V217H191L190 215H192L193 216V210H192V212L190 213V211H187V212H189V213H187V214H189V216L187 215V216H182L181 215V213H182V210H183V214L185 213V208L183 209V208H181L182 206H180V211H181V213L179 212V210H177L178 211V214L180 213V215H174L175 213H177L176 211L174 212V214L173 213H171L170 212V208L172 207V206H174L175 207V209L180 205H178L177 207L175 206V205H177V204H175V202H174V198ZM259 199L261 200V201H263V203H264V200H262L261 198L263 197L260 193H259ZM101 198V197H100ZM247 198V197H246ZM253 197H251V200H254V198L252 199ZM256 198V197H255ZM22 199H24V198H22ZM27 199V198H26ZM25 199V200H26ZM95 199V198H94ZM142 199V198H141ZM144 199V201H146ZM250 200V198H247V200ZM263 199H264V197H263ZM17 200V199H16ZM28 200V199H27ZM31 200V199H30ZM32 200V201H33ZM93 200V199H92ZM103 200V199H102ZM246 199H244L243 201H245ZM248 200V201H249ZM250 200V201H251ZM2 201V200H1ZM7 201H9V200H7ZM6 201V202H7ZM14 201V200H13ZM13 201H11V202H13ZM108 200H106V202H107ZM176 201V200H175ZM248 201H247V203H248ZM250 201H249V203H250ZM255 201H257V200H255ZM10 202V201H9ZM11 202H10V204H8V202H7V206L5 207L6 209L5 210H7V212L11 215H14V214H17V213H19L18 212V208H19V206H22V205H25L26 204V202L25 203H23V202H20V204L18 205L17 203H14V204H16V205H12L11 204ZM96 202V201H95ZM105 202V201H104ZM105 202V203H106ZM139 202H143V201H139L138 200V203ZM252 202H254V201H251V203ZM258 202V201H257ZM29 203V202H28ZM31 203H33V202H31ZM88 203V204H87ZM98 203H99V201H98ZM102 203V202H101ZM105 203H104V205H105ZM242 203V202H241ZM245 203V202H244ZM30 204V203H29ZM28 204V205H29ZM97 204V203H96ZM127 204H131V205H127ZM143 203H141V205H142ZM226 204V205H227ZM243 204V203H242ZM256 204V202L252 205V204H250L249 206H254ZM258 204V203H257ZM256 204V207L258 206ZM6 205V204H5ZM53 205V206H52ZM103 205V207H108L107 205L106 206H104ZM145 205H147V204H145ZM198 205V206H197ZM199 205H201V207H199ZM225 205V206H226ZM244 205V204H243ZM263 205V204H262ZM32 206V205H31ZM97 206H99L98 204H97ZM102 206V205H101ZM100 206V207H101ZM148 206V205H147ZM228 206V205H227ZM226 206V207H227ZM96 207V206H95ZM145 207V206H144ZM150 207V206H149ZM226 207H225V209H226ZM229 206H228V209L230 208ZM245 207H247V204H246V206ZM102 208V207H101ZM140 208V207H139ZM141 208H142V210L143 209H145V208H143L142 206H141ZM243 208V207H242ZM251 208V207H250ZM262 208V207H261ZM264 208V207H263ZM4 209V208H3ZM103 209V208H102ZM138 209V208H137ZM172 209H174V208H172ZM245 209H247V208H245ZM244 209V210H245ZM255 209V208H254ZM32 210V209H31ZM31 210H29V211H31ZM146 210V209H145ZM220 210V209H219ZM227 210V209H226ZM236 210V212H238ZM243 210V211H244ZM251 211H253L252 210V208L250 209ZM261 210V209H260ZM259 210V212H261ZM1 211H3V210H1ZM140 211H141V209H140ZM140 211H138V213L140 212ZM148 211V210H147ZM169 211V212H168ZM203 211V212H204ZM221 211V210H220ZM230 211V210H229ZM232 211V210H231ZM234 211V210H233ZM242 211V212H243ZM247 211V210H246ZM249 211V210H248ZM247 211V212H248ZM255 211V210H254ZM263 211H264V209H263ZM262 211V212H263ZM27 212V211H26ZM25 212V213H26ZM134 212V211H133ZM168 212V213H167ZM202 212V211H201ZM200 212V213H201ZM215 212V211H214ZM219 212V211H218ZM228 212V211H227ZM7 213V214H8ZM14 213V214H13ZM21 213V212H20ZM23 213H24V211H23ZM23 213H21V214H23ZM24 213V214H25ZM32 213H33V211H32ZM41 213V212H40ZM100 213H102V212H100ZM129 213H131V212H129ZM200 213H198V214H200ZM223 213H225V212H223ZM230 213V212H229ZM228 213V214H229ZM232 213V212H231ZM240 213V212H239ZM249 213V212H248ZM258 213V212H257ZM256 213V214H257ZM264 213V212H263ZM3 214V213H2ZM8 214V215H9ZM97 215V218H95L94 219V215ZM136 214V213H135ZM140 214V213H139ZM143 214V212H142V214H140V215H144ZM202 214V213H201ZM206 214H208V213H206ZM221 214V213H220ZM219 214V215H220ZM251 214V213H250ZM35 215H34V218H36L35 217ZM42 215V214H41ZM130 215V214H129ZM213 216L215 215V214H212ZM216 215L217 216H219L217 213H216ZM227 215V214H226ZM225 215V216H226ZM233 215H234V212H233ZM238 215V214H237ZM240 215H241V213H240ZM240 215H238V216H240ZM252 215V214H251ZM258 215V214H257ZM256 215V216H257ZM25 216V215H24ZM33 216V215H32ZM31 216V217H32ZM133 216V215H132ZM205 216V217H204ZM209 216H211V213H209ZM209 217V218H216V216H214V217ZM232 216V215H231ZM235 216H236V214H235ZM243 216H244V214H243ZM5 217V216H4ZM10 217H12V216H10ZM19 217V216H18ZM22 217V216H21ZM30 217V218H31ZM129 217H130V220H129ZM201 217V218H202ZM230 217V216H229ZM241 217V216H240ZM239 217V218H240ZM260 218H261V225H264V214H262V216H259ZM13 218H15V216L13 217ZM37 218H38V216H37ZM36 218V219H37ZM133 218V217H132ZM138 218V217H137ZM209 218H208V222H209ZM215 218L213 219V220H215ZM219 218H222V220H220V221H223L224 219H223V216L222 217H218V219ZM249 218V217H248ZM9 219V218H8ZM23 219V218H22ZM26 220H27V218H25ZM94 219V220H93ZM217 219V221L219 222V220ZM226 219V218H225ZM250 219V218H249ZM248 219V220H249ZM13 220V219H12ZM34 220V219H33ZM107 220V219H106ZM105 220V221H106ZM135 220V219H134ZM212 220V219H211ZM247 220V219H246ZM248 220H247V223H246V225L248 224ZM14 221V220H13ZM28 221V220H27ZM35 221H37V220H35ZM55 221V220H54ZM53 221V222H54ZM99 221V220H98ZM110 221V220H109ZM116 221H118L117 219H116ZM200 221H202V220H200ZM226 221V220H225ZM225 221H223V223H227V222H229V221H231V220H229V221H227V222H225ZM233 221V220H232ZM251 221V220H250ZM258 221H259V219H258ZM21 222V221H20ZM46 222V223H47ZM108 222V221H107ZM112 221H110V223H111ZM120 223H121V221H119ZM215 222H216V220H215ZM215 222H214V225H216V227L218 226V224L216 223L215 224ZM235 222V221H234ZM234 222L232 223L233 224V226H235V224H234ZM237 222V221H236ZM242 222V221H241ZM257 222V221H256ZM9 223V222H8ZM23 223V222H22ZM39 223V222H38ZM45 223V224H46ZM55 223V222H54ZM54 223H51V224H54ZM59 223V224H60ZM82 223H81V225H82ZM96 223H97V221H96ZM118 223V222H117ZM119 223V224H120ZM161 223H163L164 224V226L166 227V228H163V225L161 224ZM220 223H222V222H220ZM239 223V222H238ZM238 223H236V225H238ZM244 223V224H245ZM252 224L251 225H248L249 227H253L252 225H253V222H251ZM255 223V222H254ZM24 224V223H23ZM27 226H26V228H24V229H20V230H18V233H19V236H20V238H22V241H23V245H25V244H28V246L30 245V247L31 248H33V246H35L36 245V243H35V240H36V238L38 237V236H40L39 234L40 233H38L37 231L36 232H34L33 230V222L30 220L29 222H27V223H25ZM41 224H43V223H41ZM89 224V223H88ZM87 224V225H88ZM93 224V223H92ZM94 224H95V222H94ZM99 224V223H98ZM106 224H108V223H106ZM112 224V223H111ZM125 224H128V222H126ZM133 224V225H132ZM130 226H131V228L133 227V228H135L136 229V227L139 225V223H138V219H136L135 220V222H133ZM231 224V225H232ZM240 225H239V227L241 228H243V225L241 226V223H239ZM250 224V223H249ZM50 225V224H49ZM48 225V226H49ZM84 225V224H83ZM89 225H91V222H90V224ZM231 225L229 224V226L231 227ZM94 226V225H93ZM92 226V227H93ZM128 226V225H127ZM220 226L221 227H223V225L222 224H220ZM220 226H218V227H220ZM227 226V225H226ZM225 225H224V227H226ZM19 227V226H18ZM21 227H23V226H21ZM53 227V226H52ZM51 227V228H52ZM80 227V226H79ZM87 227V226H86ZM91 227V226H90ZM89 227V228H90ZM98 227V226H97ZM140 227V226H139ZM170 226H169V229L171 228ZM229 227V228H230ZM238 227V228H239ZM245 228H249V227H246V226H244ZM255 227V226H254ZM10 228H12V226L10 227ZM34 228H35V226H34ZM39 228V227H38ZM46 228V227H45ZM50 228V227H49ZM82 228H84V226L82 227ZM162 228L163 229H165V230H163V231H161L162 230ZM172 228L170 229L171 231H172V233H173V235H174V230H172ZM227 229H228V227H226ZM226 228H224L225 230H226ZM234 228V232H235V230L236 229H238V228H236L235 229V227H233ZM256 228V227H255ZM1 229V228H0ZM6 229V228H5ZM12 229H14V228H12ZM96 229V228H95ZM168 229V230H169ZM177 229V230H176ZM220 229H222V228H220ZM223 229V230H224ZM246 229V230H247ZM251 229V228H250ZM250 229H248V233H249V230ZM263 229V228H262ZM2 230H3V228H2ZM1 230V231H2ZM8 230H9V228H8ZM11 230V229H10ZM9 230V232H11ZM15 230V229H14ZM14 230H12V232L14 231ZM17 230V229H16ZM50 229H46L41 235H42V238L41 239H39V240H41V241H43V245H41V244H39V243H41V241L35 246V248H34V251H31V255L28 257V255H27V257L28 258H24L23 257V254H21V250L20 251H18V250H16L17 248L16 247H14V246H8V248H7V250L8 251H6L5 250V252L3 251V253H5V254H3L4 256H2V254H1V257H0V264H35V263H37L38 261V258H37V256H39L40 254H41V252H40V250L41 251H45V252H42L43 254H47L49 257H51L50 255H52V260L54 261H52L51 260V263L53 262V263H56V264H73V262L74 261H76V260H74L73 258H71V256H70V254L67 252V249H66V246H65V243H64V240L65 239H63V236L64 235H67V234H58V236H56V238L54 237L53 238V236H51V233H50V231H49ZM52 230V229H51ZM54 230V229H53ZM63 230V229H62ZM77 230V229H76ZM127 230H129V228L127 229ZM167 230V231H168ZM168 231V232H170V234H172L171 233V231ZM229 230H233L232 228H230ZM243 230H244V228H243ZM241 231L240 229L239 230H236V231H240V233L241 232H244V231H246V230H244V231ZM252 230V229H251ZM264 230V229H263ZM0 231V232H1ZM86 231V230H85ZM89 231H91V228H90V230ZM107 231V230H106ZM167 231H166V233H167ZM220 231H222V230H219V232ZM261 231V230H260ZM6 232V231H5ZM11 232V233H12ZM52 232H54V234H55V231H52ZM64 233H65V231H63ZM84 232V231H83ZM219 232H216V234H215V236H218V240L219 239H221V238H223V236H224V232H223V235H221ZM257 232H258V229H257ZM256 231H254V228H253V233H257ZM7 233V232H6ZM16 233V232H15ZM74 233H75V231H74ZM73 233V234H74ZM87 233V232H86ZM222 233V232H221ZM226 233H227V231H226ZM230 233V232H229ZM228 233V234H229ZM239 233V232H238ZM239 233V234H240ZM246 233V232H245ZM244 233V234H245ZM252 233V235L253 236H255V235H257L258 236V233L257 234H253ZM261 233V232H260ZM17 234V233H16ZM77 234V233H76ZM137 234V233H136ZM165 234V233H164ZM170 234H168V235H170ZM243 234V233H242ZM250 234V233H249ZM12 235V234H11ZM78 235H79V233H78ZM209 235V236H208ZM237 235V234H236ZM245 235H247V233L245 234ZM251 235V234H250ZM251 235V236H252ZM4 236H5V234H4ZM3 236V237H4ZM12 236H14V234L12 235ZM155 236H156V238H155ZM160 236V237H159ZM178 236H179V238L181 239H179L178 238ZM212 236V235H211ZM226 236V235H225ZM229 236V235H228ZM65 237H67V236H65ZM64 237V238H65ZM91 237V236H90ZM140 237V236H139ZM164 237H165V235H164ZM167 237V236H166ZM165 237V238H166ZM169 237V236H168ZM237 237H240V236H238L237 235ZM248 237H250V236H248ZM1 238V237H0ZM78 238H79V236H78ZM164 238V239H165ZM226 238H228V237H226ZM14 239V238H13ZM38 239H37V241H38ZM75 239V238H74ZM81 239H82V237H81ZM162 239H163V237H162ZM235 239V238H234ZM19 240V239H18ZM66 240H68V239H66ZM77 240V239H76ZM75 240V241H76ZM142 240H143V238H142ZM190 240H192V241H190ZM217 240V241H218ZM230 240V239H229ZM1 241H3V240H1ZM4 241H6V240H4ZM3 241V242H4ZM79 241V240H78ZM118 241V240H117ZM163 241V240H162ZM188 241H190V244L191 245H189V243H188ZM244 241H246V240H244ZM2 242V243H3ZM69 242V241H68ZM103 242V241H102ZM101 242V243H102ZM143 242V241H142ZM219 242V241H218ZM231 242V241H230ZM248 242V241H247ZM1 242H0V244H2ZM34 243V245H32ZM80 243V242H79ZM109 243V242H108ZM122 243V242H121ZM150 243H149V246H150ZM232 243V242H231ZM231 243H230V245H231ZM234 243V242H233ZM239 243V242H238ZM7 244H9V243H7ZM99 244V243H98ZM122 244V245H123ZM239 244H241V243H239ZM5 244L3 243V246H4ZM22 245V246H23ZM70 245V244H69ZM101 245V244H100ZM121 245V244H120ZM122 245H121V247H122ZM180 245V244H179ZM229 245V244H228ZM234 245L236 246V243H234ZM244 245V244H243ZM247 245V244H246ZM3 246H2V248H3ZM27 246V245H26ZM25 246V247H26ZM109 246V245H108ZM117 246V245H116ZM220 246H221V244H220ZM222 246H226V245H224V243H223V245ZM221 246V247H222ZM24 247V248H25ZM99 247V246H98ZM110 247H112V246H110ZM114 247H115V245H114ZM118 247V246H117ZM154 247H156V246H154ZM154 247H153V249H154ZM5 248V249H6ZM157 248V247H156ZM235 248H238V247H235ZM69 249V248H68ZM106 249V248H105ZM119 250H120V247L118 248ZM227 249V248H226ZM238 249H240V248H238ZM73 250V249H72ZM108 250H111V249H108ZM107 250V251H108ZM121 250H122V248H121ZM179 250V251H180ZM233 250H235V249H233ZM237 250V249H236ZM26 251V250H25ZM89 251H90V248H89ZM106 251V250H105ZM116 250H114L113 249V254L114 253H116V254H118L117 252H121V251H116ZM135 251V252H136ZM173 251V250H172ZM178 251V252H179ZM230 251H232V250H230ZM239 251V250H238ZM23 252V251H22ZM27 252V251H26ZM94 252V251H93ZM166 252V251H165ZM199 252L201 253H204V255H201V254H199ZM83 253V252H82ZM87 253V252H86ZM101 253V252H100ZM103 253V252H102ZM122 253H124V252H121V254ZM129 253V252H128ZM133 253V252H132ZM180 253V252H179ZM178 253V254H179ZM234 253V252H233ZM240 253V252H239ZM252 253H253V255H252ZM27 254H29V252L27 253ZM88 254V253H87ZM90 254V253H89ZM92 254V253H91ZM95 254V253H94ZM104 254H106V253H104ZM103 254V255H104ZM111 254H112V252H111ZM159 254V253H158ZM175 254H177V253H175ZM243 254V255H244ZM26 255V254H25ZM24 255V256H25ZM42 255V254H41ZM72 255V254H71ZM75 255V254H74ZM107 255V254H106ZM124 255V254H123ZM125 255H127V254H125ZM134 255H135V253H134ZM170 255V257H171V255L173 256V254H169ZM168 255V256H169ZM181 255V254H180ZM199 255H201L200 257H199ZM237 255V254H236ZM241 255V254H240ZM240 255H239V257H240ZM73 256V255H72ZM82 256V255H81ZM114 256V255H113ZM112 255L110 256V257H113ZM116 256V255H115ZM128 256V255H127ZM136 256V255H135ZM152 256V255H151ZM158 256V255H157ZM168 256H167V259H168ZM176 256V255H175ZM185 256V255H184ZM185 256V257H186ZM252 256V257H251ZM254 256V257H253ZM4 257V258H3ZM41 257V256H40ZM42 257H44L43 255H42ZM47 256H45V258H46ZM49 257H47L48 259H49ZM76 257V256H75ZM104 257V256H103ZM105 257H107V256H105ZM123 257V256H122ZM130 257V256H129ZM128 257V258H129ZM138 257V256H137ZM152 257H155V256H152ZM158 257H160V256H158ZM162 257V256H161ZM233 257L235 258H237L238 260H236V259H233ZM83 258H84V256H83ZM89 258V257H88ZM109 258V257H108ZM114 258H116V257H114ZM117 258H118V256H117ZM124 258V257H123ZM133 258H134V256H133ZM142 258V259H143ZM148 258H149V256H148ZM147 258V259H148ZM151 258V257H150ZM163 258H165V257H163ZM173 259H175L174 258V256L172 257ZM37 259V260H36ZM96 259V258H95ZM125 259H127V258H125ZM132 258H129V260H131ZM135 259V258H134ZM133 259V260H134ZM141 259V258H140ZM159 259V258H158ZM170 259V258H169ZM177 259V258H176ZM205 259V258H204ZM46 260V259H45ZM74 260V261H73ZM82 260V259H81ZM80 260V262L82 263V261ZM106 260H107V258H106ZM106 260H105V263H106ZM120 260V259H119ZM132 260V261H133ZM145 260H146V258H145ZM149 260V259H148ZM153 260V259H152ZM161 260H163V259H161ZM40 261V260H39ZM47 261H49V260H47ZM79 260H77L76 261V263L78 262ZM104 261V260H103ZM102 260H101V262H103ZM110 261V260H109ZM121 261V260H120ZM150 261V260H149ZM149 261H148V263H149ZM158 261V260H157ZM175 261V260H174ZM206 261V260H205ZM50 262V261H49ZM80 262H78L77 264H80ZM94 261H91V262H87V263H85V261H84V263L83 264H95V263H93ZM108 262V261H107ZM113 262V261H112ZM111 262V263H112ZM126 262H127V260H126ZM145 262V261H144ZM200 262V263H199ZM203 262V261H202ZM207 262V261H206ZM52 263V264H53ZM75 263V264H76ZM100 263V262H99ZM104 263V264H105ZM110 263V264H111ZM164 263V262H163ZM171 263V262H170ZM204 263V262H203ZM38 264H39V262H38ZM116 264V263H115ZM119 264V263H118ZM128 264V263H127ZM136 264V263H135ZM174 264H176V263H174ZM207 264V263H206Z\"/></svg>",
  "mask_w": 264,
  "mask_h": 264
},
{
  "label": "rangeland",
  "instance_id": "obj_2",
  "mask_svg": "<svg viewBox=\"0 0 264 264\" xmlns=\"http://www.w3.org/2000/svg\"><path fill=\"white\" fill-rule=\"evenodd\" d=\"M6 2V1H8L7 2V4L9 3H11L10 1H12V3H14L15 5H17L16 3H18V2H20L19 0H1L0 2H1V5L3 4V6H4V3L3 2ZM14 1V2H13ZM27 2V5L29 6V9L31 8L32 9V7H30V5H32L34 8L32 9V13H33V11H34V13H36V11H40L41 13H43L45 16H44V19H43V15H41V13L39 14V13H37L38 15H39V17H37V18H40V16H42V19H43V21H47L48 20V18H49V20H51L53 17V19H52V21L56 18L57 19V17H58V19L56 20H54V21H56V23L55 22H53L54 24H52V21H51V23L49 24L50 25V27L48 28L47 27V30L48 29H50V30H45L46 29V27H45V24L44 23H41L40 21H38L39 19H34V17H32V13H28V15H30L31 14V17L34 19V21L32 22V18H30L31 20H29V18H27L26 20H25V22H24V18H26V16H27V12H29L30 10H28V11H26L28 8L26 7L27 5H26V2ZM23 0L21 3H23V4H21V3H18V5L16 6V7H14V8H16V10L15 11H17V12H19L20 14L23 12V13H25V11H26V16H25V14H24V18L21 16V15H19V13H18V15H17V13L16 12H14L13 11V14H14V16L12 15V13H10L14 8H13V4H12V6H11V4H10V6H9V4L7 5L6 4V6H4L5 8H2L1 7V9H0V19H2V21H3V23H1L0 24V33H1V35H0V52H1V54H0V68L2 69V71L0 70V76L2 77V74L4 73H6L5 74V76H4V74H3V77L2 78H0V82H5L4 84L3 83H0V101H2L3 99V102H4V105L6 106V105H8L9 104V106H4V110H5V112L6 111H8L7 112V114L9 113V115H8V117L10 116V119L12 120V118H13V120L12 121H14V119H19V120H16V121H14L15 123H16V125H17V127H18V125L19 124H21V125H19V128H17V130H13V132L12 131H6V132H4V129H2V128H0L1 129V131H0V145H2V144H6V143H9V147H10V149H9V151L10 150H12V153H16L17 152V150H19L20 148H21V146H24V145H28L29 147H28V149H30V150H28V153L30 154V156L32 157H38L41 161L43 160L44 162V164H45V166H47V169L48 170H46V172H45V176L44 175H42V174H44V172L42 171V176H44L43 178L41 177V178H39V179H41V181L37 184H33V185H24L23 186V190L24 189H26V190H22L21 188H20V190L18 191L16 188H15V186H17V184H16V182L18 181L17 179H15V178H12V170H13V168H12V170H10V168H5L6 169V171L8 170L10 173H8V175H6L4 178H2L3 176H1L0 175V188H2V189H0V231L2 230V228H3V230L0 232V242L2 243L4 240H6V241H4L3 243L5 244L4 246H3V243L2 244H0V257H1V254H2V256H4L3 254H5L6 252H5V250L6 251H8L7 250V248H8V246L10 247V246H14V247H16L17 249L16 250H18V251H20L21 252V254H23V257L24 258H28L32 253H31V251H34V248H35V246L41 241V240H39V239H41L42 238V233L47 229H50L49 231H50V233H51V236H53V238L55 237L56 238V236H58V234L60 235V234H67V235H64L63 236V239H65L64 240V243H65V246H66V249H67V252L70 254V256H71V258H75L74 260H79L78 262H80V260L82 261V263L80 262V264H83L84 263V261H85V263H87V262H91V261H94L93 263H95V264H104L105 263V260H106V258H107V260H106V263L105 264H110L112 261V263L111 264H174V263H176L177 264V262L176 261H178V258H180V256H181V258L180 259H182L183 257L184 258H187V253H189V251H186V249H184V250H182V253H181V250H180V247H181V243L180 242H178V240H177V237L175 236V235H177L178 233H179V235H181L180 234V232L177 230V234H175L176 233V231H175V227L174 228H172L171 227V225H173V223H171V225H169V224H165V226L167 227V229L165 230V229H163V228H166L165 226H164V224L163 223H161L162 225H163V228H162V230L161 231H163V230H165L164 232H161V233H159V235L160 234H162L163 233V239H162V237H160L159 239H155V241H158V240H160V242L158 241V242H153V239H152V241H151V243H150V246H149V243H148V245H147V248H148V252H147V254H146V256H145V258H146V260H145V258H143L144 256L141 254V253H139L138 252V254H137V251L135 250V249H129V248H126V245L125 244H128V242L129 241H127V240H129V239H131V238H133V236H129V235H131V231L132 232H135V237H136V239H137V242H138V245H143V244H145V240H146V238H144L146 235H145V233H146V231L144 232V230H145V227L144 228H142V230H140V228L141 227H143V225H141L142 223L143 224H145L144 222L145 221H142V220H144V219H139V218H145L144 216H146L150 211H152V209L154 208V200H153V198L151 199L152 200V202L154 203L152 206H153V208H152V206H151V203H150V201L151 200H149L150 199V197H151V195L148 193H144L143 195H141V196H147L146 198H147V200L145 199V197L143 198V197H139L138 198V200L140 201H143V202H139L138 203V200H137V204H136V207L138 208H130L129 207V210H128V216H130L131 217V219L132 220H130V217H129V220L130 221H126V222H128V224H125L126 222L125 221H123V219L121 218V220H119L120 218H118L117 216H108L107 218H106V216H105V218H104V220L103 219H101L100 220V218H103L104 217V215H105V213H106V209L107 210H109L110 208H112L114 205H112V203L113 204H115V205H118L119 204V206H120V201H119V199L121 198V197H123L124 195L123 194H126L125 193V191H127V187H125V185H124V183L122 182L121 183V181L122 180H117L116 179V181H117V183H121L122 185H120V184H118V185H116L115 184V179L113 180H111L109 177L110 176H107V174H102L101 175V177L99 178H96L95 179V182H93V185H90L89 184V180L92 178V175L94 174V171H91V172H87V173H85L84 174V176H80V180H79V182H82V184H81V191L82 192H86V191H88V190H90L91 191V189L93 188H95L94 190H96L97 191V193L95 194V199L93 198V197H91L90 199H89V201H88V203L89 204H92L93 202H94V204H92V205H94V211L95 212H97L96 211V209L98 210L99 208V212L98 213H96L97 215H98V217L99 218H97V215L95 214L94 216V219L95 218H97L98 220H96L95 219V221H90L91 222V225H89L90 224V222H87V223H82V222H80V225H78V226H76V228L74 229H69V230H64L65 228H63V225L61 226V223H60V221L58 222V221H56L57 220V217L56 216H58V215H56L57 213H56V211H52V214L54 215V222L53 221H51V223H54V224H51L50 222L48 223L47 221H45L44 220V213L42 212V211H40L39 212V214H37V215H35L34 214V212H35V210H34V208H35V204H34V200H36V198H38L39 196L40 197H42V195H44V194H47L48 192H49V189L48 188H50V185H52L51 186V188H55L56 187V185L59 187V185H62L61 184V182L63 181V179L65 178V172L67 171V169H69L70 167L68 166V168H67V166H65V167H63V165L62 166H59L58 167V165H56L55 163H56V160H58V159H60V160H62L63 158H62V156L65 158V157H67V155L66 154H62L61 153V151L59 150V148L62 146V138H60V135H55L54 133H52L51 131H49V129H47V126H49V124H52V122H59L60 121V118H61V121H62V114H56V115H41L40 116V118L38 117L37 119L33 116V114H32V112L34 111V110H39L41 113H44V111H46V110H51L52 109V107L54 108V107H56L57 105H58V102L60 103L61 102V99L62 100H64L63 98H65V97H67L68 98V96L67 95H74V97L73 96H71V97H73V98H77V99H75V100H77V101H80L79 99H81V101L79 102V103H81V104H83L84 106H85V108H87V109H89V108H94L95 106V108L94 109H96L97 107H98V110H103V109H106L107 108V105H110V104H108V102H110V103H115V99L117 98V97H120V92L118 91V89H119V87H120V89H121V83L122 82H125V79H126V83H128L129 82V84H130V86L132 85V84H134V85H132V86H136V88H130L131 90H134V92H132V95L131 96H128V97H120L119 98V100L121 101V99L123 100V101H119L120 102V104H119V102L117 101L118 100V98L116 99V102H117V108L119 109V106H120V108L122 109H119L120 111H123V114H124V116L125 117H131L132 116V114L130 113V111H127V112H125L126 110H129V108H130V106H127L126 107V104H128V101H129V98L130 97H132V96H136L135 98H139V96H141V98H144V99H146V96H147V98L151 95L152 97L155 95H157L156 97H158L159 95V98L160 99H162V100H165L166 102L168 101H170V100H172L171 102H167V104H169L170 105V103L173 105V101H177L176 103H174V104H176L174 107H177L180 103H179V100H180V102L182 101V97L184 96H186V95H188V93H190L189 91H187L188 89H191V87H192V89L190 90L191 92H193L195 89L197 90V91H195L194 92V94L196 93V92H199V95H200V89L201 90H203L202 92L206 95V96H208V97H210L211 95H214L213 93L215 92V90H212V91H214L213 93H212V91H210L211 92V94H209V91H206L208 88H209V85H211L210 87L211 88H215V89H217L220 85V81L222 80V79H224V78H226L227 77V79L228 80H233V81H238V79H239V77H240V75H238L240 72H242V73H240L241 74V76L243 75V77H246V76H244L245 74L243 73V72H245L246 71V68L248 67V65H249V63H250V61L251 60H254V61H257V59L258 60H263L264 59V57H263V59H262V56H264V36H263V38L261 37V39L260 40H262V42L260 41V42H258V40L257 41H255V40H253L252 41V43H254L253 45H255V47L257 46V45H259V47L260 48H263V49H256L255 51H254V56L252 57V55L250 56V58L249 57H246V58H244V57H242V60H241V58H235L234 56H232V55H229V54H226V58H225V60H224V62H225V64H223V65H219V67H214V66H212L211 68L213 69V68H215V69H213V70H210L211 68H209V70L207 69L209 66H205V64H204V59L201 61V58H198V56H196L197 57V59H196V61L195 60H192V62L190 63V67H198V65H199V69H201L202 68V71H204V72H201V73H204L203 75L200 73V75L198 74L200 71H198L199 69L197 68L196 70L198 71H195L193 68H190L189 66V68L187 67V69H185V67H180V69L178 68V70H176L177 69V65H175L174 63H173V61H172V63H171V67L170 66H166V60L165 59H162L163 60V62H165L166 64H165V67H166V69H165V67H163V63H161V65L159 64L160 62L159 61H161L162 62V60H160L159 58V60H157L156 59V61H154L153 59L154 58H152V60H150V59H147V58H144L145 57V55H144V53H142V52H137V51H135L134 53H137V54H135V56L133 55L134 53H132V52H127V53H129V54H127L126 53V51H128L129 49H127V50H124V52H125V54H127V56L129 55H132V56H130L131 57V63L129 64V65H127V67H126V64H125V67L123 66V63H120L119 61L121 60L122 61V57L124 56V55H122V57H121V55H120V60L118 61V59L116 58V57H111L112 56V52L110 51L111 49L110 48H108L109 46L108 45H106V49H103V46H105V45H101V47L102 48H100V45L99 44H95V47H93L94 46V44L93 43H89V41L85 38V36H87L88 34L86 33V29L90 32V29L91 28H89V27H91V26H89L88 27V25H89V21L90 20H93V18H94V15H92L93 14V12H91L90 11V8H89V10H88V6H89V3H87L88 1L87 0H85V2H84V0H81V1H83L84 3H85V5L87 6V9H86V6L84 5V3H82L81 1H80V3L78 2V3H75L76 5H73L72 4V2H74V1H72L71 2V4L73 5V7L74 6H76L74 9H76L77 7L79 8V9H76V10H78V13H79V11H80V8H81V10H83V9H86V11L85 10H83V11H85V12H87V10H88V12L89 13H87L89 16H87V14H86V16L87 17H84V18H88V22H87V24L88 25H85V23L83 22V21H87V19H83L82 17H83V15L84 14H82V12L83 11H80V13H81V15H82V17H79V16H81L80 15V13H79V16L77 17V15H78V13L76 14V10H74V11H76L75 13L73 12H71V9H72V5H70L69 3V1L68 0H64V4L61 2V0H59V2H58V0H56V1H53V0H35V2H34V0L32 1V0ZM30 1H32V2H30ZM63 1V0H62ZM76 2L78 1V0H75ZM87 1V2H86ZM132 1H134V0H132ZM149 1V2H148ZM157 1V0H156ZM220 1V2H219ZM219 1H214L213 2V4H216V5H213V6H211V7H208L209 9L210 8H212L211 9V13H213L214 11V9H215V7H217L218 5L217 4H219L220 3V6H218V8L217 9H215V12H216V10H218L219 11V13H221V14H217V12H216V14L218 15H216V17H217V19H214V16H215V12H214V15L212 16L211 15V13H210V15H207V16H205V17H209V16H212V18L215 20V21H213V19L212 18H210L209 17V20H207V18H205L204 17V15L202 16V17H204L205 19V21H210V22H208V24L210 23L211 24V22L213 21V23L210 25V26H208V24H206V22H204V21H202L203 20V18L201 19V24H206V26L205 25H203L204 27H203V29L205 28H211V30H210V28L208 29H206V30H208V31H204V32H208V34L207 35H209V36H207V35H205V37L207 36V37H209V38H207L206 37V39L208 40V42H209V45H210V47H208L207 46V48H206V50L207 49H212L211 51L210 50H207V51H204L203 49L204 48H202L200 51H202V52H205V54H208L207 52H211L212 54L214 53L213 51H215V50H213V46H215V49H218V50H216L215 51V54L216 53H218V51H219V46H220V48H221V46L224 44V40H222V37L223 36H221V35H223L224 34V32H222V31H219V30H221V29H223L224 27H221V26H224L225 24V27H227L228 26V24H229V21L228 20H231V19H229V18H231V15L227 12V10L226 9H228V8H226V7H228V4H227V6H226V3H225V1L223 2V0H219ZM221 1H222V3H221ZM30 2V4H28ZM38 2V3H37ZM49 2V3H48ZM52 2V3H51ZM56 2V3H55ZM66 2H69L68 4L66 3ZM135 3L137 2H147L148 4L151 2L152 3V0H144V1H138V0H135L134 1ZM153 2H155V0L153 1ZM227 2V1H226ZM41 3V4H40ZM48 3V4H47ZM58 3V4H57ZM60 3H62V4H60ZM66 3V4H65ZM141 3V4H142ZM150 3V4H151ZM224 3H225V6H222V5H224ZM35 4V5H34ZM39 4V5H38ZM45 4V6H42V5H44ZM49 4H51L50 6H49ZM56 4V5H55ZM81 5V6H77V5ZM140 4V5H141ZM144 4V3H143ZM146 4V3H145ZM149 4V5H150ZM27 8H25L24 6ZM63 5V6H62ZM68 5H70V6H68ZM84 5V6H83ZM139 5V4H138ZM19 6V7H18ZM39 6H41V7H39ZM62 6V8L64 7V6H66L67 7V11L66 10H63L62 8L60 9V7ZM20 7H22L21 9H20ZM45 7V8H44ZM46 7H48V8H46ZM50 7V8H49ZM66 7H64L65 9H66ZM221 7V8H220ZM7 8L9 9V10H11L10 12H9V10H7ZM17 8H18V10H17ZM24 8L26 9L25 11H23L24 10ZM42 8V9H41ZM53 8V9H52ZM208 8H207V10H208ZM214 8V9H213ZM6 10V11H8V12H4V11H1V10ZM19 9L21 10V11H19ZM46 11H44V10ZM57 9V10H56ZM70 9V10H69ZM222 9V10H221ZM223 9H225V10H223ZM36 10V11H35ZM42 10V11H41ZM48 10V11H47ZM51 10V11H50ZM63 10V11H62ZM206 10V9H205ZM205 10L203 11V13L205 14H207V12H205ZM50 11V12H49ZM64 11H66V12H64ZM72 11H73V9H72ZM209 11V10H208ZM221 11H223V12H221ZM60 12V13H59ZM70 14H69V13ZM210 12V11H209ZM208 12V13H209ZM226 12H227V14H228V17H227V14H226ZM16 13V14H15ZM22 13V14H23ZM51 13V14H50ZM67 14V15H63V14ZM84 13V12H83ZM202 13V12H201ZM224 13V14H223ZM8 16H7V15ZM11 14V15H10ZM48 14H49V16H48ZM56 14V15H55ZM69 14V15H68ZM72 14V15H71ZM226 14V15H225ZM2 15V16H1ZM15 15H17V16H19V18L16 16L15 17ZM38 15H33V16H38ZM60 15H61V17H60ZM92 15V17L89 19V17ZM221 16V18H224V20H222L221 22H220V20H219V18H220V16ZM3 16H4V18H3ZM12 16V17H11ZM22 18H21V17ZM70 18H69V17ZM75 18H74V17ZM85 16V15H84ZM222 16H224V17H222ZM15 17V18H14ZM28 17H30V16H28ZM46 17H48V18H46ZM165 17H167V16H165ZM164 17V20L166 19ZM215 17V18H216ZM11 18H13V19H11ZM17 18H18V20H17ZM45 18H46V20H45ZM62 18V19H61ZM64 18V19H63ZM72 18V19H71ZM79 18V19H78ZM225 18H226V20L228 21V22H225ZM20 19V20H19ZM67 19V20H66ZM70 19V20H69ZM74 19H75V21H74ZM82 19H83V21H82ZM8 20V21H7ZM13 20H15V21H13ZM35 20H36V23H40V26L42 25V26H44L43 28L42 27H38L39 26V23L38 24H36L35 23ZM40 20H41V18H40ZM1 21V22H2ZM23 21V22H22ZM29 21H31V22H29ZM217 21V22H216ZM4 22H8L7 24L6 23H4ZM13 23V26H16V27H18L19 26V28H20V30L21 29H23V34H22V36L23 35H25V36H29L30 38H28V39H30V40H32L33 39V41H32V43L31 42H29L30 40H28L27 39V42L26 41H24V42H22V43H24V44H22L21 43V41H23V40H25L27 37H24V39L22 38V36L19 38V39H14V38H8L7 39V37H8V35L7 34H5V32L7 31V29H6V31L5 30H2V29H5L4 27H6L9 23ZM28 22V23H27ZM48 22H50V21H47V24H48ZM57 22H58V24H59V22H61L60 24V26L62 27V28H60L58 25H57ZM65 22V23H64ZM215 22H216V25H215ZM219 22H220V24H219ZM224 22V24H222ZM11 23V24H12ZM24 23V24H23ZM35 23V25H33ZM46 23V22H45ZM80 25V26H82V27H80L78 24ZM80 23H82V24H80ZM15 24V25H14ZM29 24V26H27ZM44 24V25H43ZM55 25L56 24V26L58 27V29H60L59 31L57 30V32H55L56 31V28H55V26L53 27L52 25ZM68 24V25H67ZM70 24V25H69ZM76 24V25H75ZM83 24L85 25V26H87L86 27V29H84L83 30V28H84V26H83ZM217 24H218V26L220 25V27H219V29H218V26H217ZM3 25V26H2ZM6 25V26H5ZM31 25V26H30ZM73 25V26H72ZM3 28H2V27ZM22 26V27H21ZM26 26V27H25ZM32 26L35 28H32ZM52 26V27H51ZM72 26V27H71ZM215 27L214 28V30H213V28L212 27ZM37 27V28H36ZM64 27V28H63ZM67 27V28H66ZM76 27H78V29L76 28ZM2 28V29H1ZM39 28V29H38ZM45 28V29H44ZM55 28V29H54ZM30 29V30H29ZM52 29V30H51ZM55 31H54V30ZM190 30V27L188 28V26H185V30ZM218 29V31H216ZM225 29V28H224ZM25 30H27V31H25ZM29 30V31H28ZM39 32H38V31ZM45 32H44V31ZM67 30H68V32H67ZM69 30L71 31V32H69ZM74 30V31H73ZM81 30H83L82 32H81ZM215 31V32H213V31ZM5 31V32H4ZM22 31V30H21ZM50 31V32H49ZM52 31V32H51ZM78 31V32H77ZM211 31V32H210ZM27 32V33H26ZM29 32H31L30 34L31 35H29ZM41 32V33H40ZM44 32V33H43ZM48 32V33H47ZM67 32V33H66ZM74 32H76V33H74ZM85 32V33H84ZM88 32V33H89ZM217 32V33H216ZM218 32H221V33H223V34H220V33H218ZM7 33V32H6ZM54 35H53V34ZM57 33V34H56ZM67 34L66 36H64L63 34ZM70 33V34H69ZM75 34V35H73V34ZM83 33V34H82ZM209 33H211V34H209ZM213 33H214V35H213ZM252 33V34H251ZM254 31H253V29H252V27L250 28V30L247 32V39H248V37L250 38L251 36H252V38L255 36L254 34ZM4 34V35H3ZM72 34V35H71ZM79 34V35H78ZM82 34V35H81ZM206 34V33H205ZM216 34V35H215ZM217 34H219L220 35V37L219 36H217ZM250 34V36H248ZM5 35H7V36H5ZM32 35H34V36H32ZM37 35H39V36H37ZM50 35V36H49ZM260 35H263V34H260ZM1 36H3V37H1ZM49 36V37H48ZM71 36H73V37H71ZM212 38H211V37ZM214 36V37H213ZM32 37H35V38H32ZM39 37V38H38ZM57 39L58 37H59V39H55V38ZM68 37V38H67ZM215 37L217 38V39H215ZM256 37V36H255ZM260 37V36H259ZM22 38V40H20ZM37 38V39H36ZM66 38H67V41H66ZM79 38V39H78ZM82 38V39H81ZM84 38V39H83ZM43 41H42V40ZM53 39H55V40H53ZM69 39H71V40H69ZM74 39H75V41H74ZM85 39H86V41H85ZM209 39L211 40V42H212V40L213 39H215L214 40V42H210L209 41ZM224 39V38H223ZM15 40H17V41H15ZM41 40V41H40ZM46 40V41H45ZM63 42V40H65L64 42H63V44H62V42ZM72 40H73V42H72ZM85 42H84V41ZM11 41V42H10ZM13 41H15V42H13ZM36 41V42H35ZM44 41H45V43H44ZM52 41V42H51ZM57 41V42H56ZM59 41V42H58ZM69 41H71V42H69ZM10 42V43H9ZM21 43V44H19V43ZM49 42V43H48ZM78 42V43H77ZM219 42V45L218 46H216L217 44L216 43H218ZM256 42H257V44H256ZM3 43V44H2ZM5 43V44H4ZM17 44V48L15 47V45ZM29 43V44H28ZM39 43V44H38ZM43 43L44 44H46V46L45 45H43ZM48 43V44H47ZM55 43H57V44H55ZM68 43V44H67ZM88 43V44H87ZM213 43H214V45H213ZM222 45H221V44ZM261 43V44H260ZM9 44H10V46H9ZM11 44H12V46H11ZM31 44V45H30ZM36 46H35V45ZM49 44H51V45H49ZM55 44V45H54ZM61 44V45H60ZM66 44H67V46H66ZM72 44V45H71ZM83 44H84V46H83ZM87 44V45H86ZM33 45V46H32ZM48 45V46H47ZM53 45V47L55 48H53V47H51ZM71 47H69V46ZM79 47H78V46ZM86 45V46H85ZM93 45V46H92ZM96 45H97V47H98V50H97V47H96ZM213 45V46H212ZM261 45V46H260ZM21 46V47H20ZM45 46V47H44ZM57 46V47H56ZM60 46V47H59ZM63 46V47H62ZM66 46V47H65ZM89 46V47H88ZM91 46V47H90ZM212 46V47H211ZM7 47H9V48H7ZM11 47H12V49H11ZM13 47L14 48H16V50L15 51H13L12 52V50H13ZM48 47V48H47ZM73 47H75L76 48V50H75V48H73ZM88 49V51L87 50H85L86 48ZM93 47V49H91ZM198 47V46H197ZM197 47H193V48H195L194 50L196 51V53L194 52V50H193V48L191 47V48H189V51H186V53L187 52H189L188 53V55L192 52V50H193V52L191 53V54H193L194 56H193V58L195 59V55H197V52H200V51H198L199 49L197 48ZM199 47H202L201 45L199 46ZM258 47V46H257ZM258 47V48H259ZM6 48V49H5ZM44 48V49H43ZM56 48H58V49H56ZM63 48L65 49V50H63ZM73 48V49H72ZM78 48H81L80 49V52L78 51L79 49ZM94 48H95V50H97V52L96 53H98V55H93V53L95 52H93V50H94ZM100 48V49H99ZM107 48H108V50H107ZM9 49V50H8ZM50 51H49V50ZM54 49V50H53ZM61 49V50H60ZM89 49H91V50H89ZM110 49V50H109ZM191 49V50H190ZM198 49V50H197ZM3 50V51H2ZM58 50V51H57ZM60 50V51H59ZM72 50V51H71ZM83 50V51H82ZM104 50H105V52H106V50L108 51V52H106V53H103L104 52ZM8 51H10V52H8ZM28 51V52H27ZM34 51V52H33ZM36 51V52H35ZM37 51H38V54H37ZM39 51H41L40 53H39ZM45 51V52H44ZM48 51V52H47ZM63 51H64V53L65 54H67V57H66V55L63 53ZM67 51H69V53H70V58L68 57V53H66ZM100 51H102V55H104V54H107V55H104V56H107L105 59L102 57V55L100 56V54L101 53H99ZM111 53H110V52ZM19 53V55H18V53ZM33 52V53H32ZM58 52V55L56 54V53ZM77 52V53H76ZM86 52H87V54H86ZM91 52V53H90ZM257 52V53H256ZM258 52H260V54L258 53ZM49 53V54H48ZM51 53V54H50ZM55 53V54H54ZM61 53H63L64 54V56H63V54H62V56H61V58H60V54ZM85 53V54H84ZM111 54V56H109L110 54ZM9 54V55H8ZM12 54V56H10ZM27 54H28V56H27ZM48 54V55H47ZM90 54V55H89ZM143 54V55H142ZM202 54H204V53H201L200 52V54L198 53V55H202ZM23 55V56H22ZM32 55V56H31ZM51 55V56H50ZM53 55V56H52ZM75 55V56H74ZM78 55V56H77ZM140 57H139V56ZM142 55V56H141ZM261 55V56H260ZM14 56H16V57H14ZM24 56H25V58H24ZM50 56V57H49ZM76 57V58H81V59H76V58H74V57ZM81 56V57H80ZM127 56H126V58H127ZM128 56V57H129ZM134 56V57H133ZM187 56V55H186ZM229 56H230V58H229ZM231 56H232V58H231ZM256 56V57H255ZM257 56H259V58L257 57ZM5 59H3V58ZM13 57V58H12ZM30 57V58H29ZM42 57V60L40 59ZM63 57H66V58H64L65 60L66 59H70L69 61H65L64 62V60H63ZM83 57V58H82ZM87 57V58H86ZM93 57V58H92ZM100 57V58H99ZM104 59H102V58ZM111 57V58H110ZM137 57V58H136ZM199 57H202V56H199ZM233 57H234V60H233ZM254 58V59H252V58ZM12 58V59H11ZM24 58V59H23ZM34 58V59H33ZM43 58H44V60H43ZM46 58V59H45ZM54 58V59H53ZM74 58V59H73ZM111 60V59H113V60H111L112 62H108V60L109 59ZM132 58H135L137 61L138 60H140V61H138V62H136V60L134 59H132ZM140 58V59H139ZM142 58V59H141ZM244 58V59H243ZM250 59V61L248 62V60ZM256 58V59H255ZM31 59H32V61H31ZM108 59V60H107ZM117 59V60H116ZM145 59V60H144ZM146 59H147V61L151 64V63H155V64H151V65H154L155 67H157V68H160V66H162L163 67V70H162V68H160V69H157V68H155V69H152L151 70V68H154V66L153 67H151V65L149 64V63H147V66H146V63H145V65H143L144 63V61H146ZM229 59H231L230 61H229ZM245 59H246V62H245ZM6 60H7V64H6ZM14 60V61H13ZM28 60V61H27ZM38 60V61H37ZM45 60H47V61H45ZM51 62H50V61ZM72 60V61H71ZM75 60V61H74ZM76 60H77V63H76ZM84 60H87V61H84ZM106 60V61H105ZM114 60H116V61H118V62H115ZM144 60V61H143ZM199 60V61H198ZM11 61V62H10ZM13 61V62H12ZM18 61V62H17ZM70 61H71V63H70ZM81 63H80V62ZM92 61V62H91ZM94 61V62H93ZM96 61H97V63H96ZM106 63H105V62ZM114 61V62H113ZM142 61V62H141ZM150 61H152V62H150ZM169 63L171 62V61H169V60H167ZM229 61V62H228ZM236 61V62H235ZM5 62V63H4ZM9 62V63H8ZM22 62V63H21ZM41 62V63H40ZM49 62V63H48ZM66 62H68V66H70V67H68V68H70V69H68V68H65V70L66 69H68L67 71L68 72H70L71 70H73L74 72H70L71 74H74V75H71L70 73H69V76L66 78V79H68V80H65V78H64V76L62 77L61 75L63 74L64 75V73H62V74H60L59 72H61V71H63V70H60L59 72L57 71V68L59 69V66H61L62 64V66H63V68L64 67H67L66 65H67V63ZM79 62V63H78ZM83 62H85V64L83 63ZM87 62V63H86ZM88 62H90V65H89V63ZM100 62V63H99ZM132 62H133V64H132ZM141 62V63H140ZM228 62V63H227ZM232 62V63H231ZM235 62V63H234ZM252 62V61H251ZM13 63V64H12ZM15 63H16V65H15ZM21 63V64H20ZM31 63V64H30ZM34 65H33V64ZM35 63H36V65H35ZM38 63H39V65H38ZM51 63V64H50ZM58 63V64H57ZM64 63H66V64H64ZM69 63H70V65H69ZM73 63H74V66H73ZM108 63V64H107ZM112 63H114V64H112ZM119 65H118V64ZM137 63V64H136ZM140 63V64H139ZM168 63V65H170ZM240 63V64H239ZM247 63V64H246ZM2 64V65H1ZM6 64V65H5ZM12 64V65H11ZM25 64V65H24ZM59 65V66H57V65ZM76 64L78 65V66H76ZM84 64V65H83ZM91 64H93V65H91ZM106 66H104V65ZM112 64V65H111ZM117 64V65H116ZM120 64H122V68L121 67H119L120 66ZM133 65L132 66V68H131V70H129L130 69V65ZM149 64V65H148ZM157 64V65H156ZM159 64V65H158ZM173 64H174V66H173ZM193 64H194V66H193ZM232 64V65H231ZM244 64V65H243ZM10 65V66H9ZM31 65V66H30ZM32 65H33V68H31L32 67ZM45 65V66H44ZM54 65H55V67H57L56 69H54V72L52 71L53 70V68H52V66L54 67ZM87 65H88V67L89 68H91V69H89L88 67H87ZM94 65H96V66H94ZM99 65H101V66H99ZM136 65V67H134ZM139 65H140V67H139ZM202 65V66H201ZM237 65V66H236ZM15 66V67H14ZM16 66H17V68H16ZM22 66V67H21ZM35 66H36V68H35ZM40 66V67H39ZM42 66V67H41ZM48 66V67H47ZM62 66H61V68H62ZM94 66V67H93ZM129 66V67H128ZM143 66H144V68H143ZM148 66H150V67H148ZM173 66V67H172ZM222 66H224V67H222ZM227 66V67H226ZM3 67V68H2ZM13 67V68H12ZM31 68L32 69V71L30 72V69H28V68ZM44 67H46V69L44 68ZM72 67V68H71ZM78 67H80V68H78ZM98 67H100V69L98 68ZM104 67H105V69H104ZM109 67L110 68H112V70H110L109 69ZM139 67V68H138ZM146 67H148V68H146ZM201 67V68H200ZM206 67V68H205ZM232 67V68H231ZM241 67V68H240ZM243 67V68H242ZM50 68V69H49ZM84 68H85V70H84ZM89 69V70H92L91 72H89V70H87V69ZM120 68H121V70H123V72L120 70ZM124 68H126V69H124ZM128 68V69H127ZM135 68V69H134ZM173 69L174 71H172L171 69ZM176 68V69H175ZM183 70H182V69ZM205 68V69H204ZM221 68V69H220ZM236 68V69H235ZM240 68V69H239ZM10 69V70H9ZM17 69V70H16ZM25 69V70H24ZM95 69V70H94ZM102 69V70H101ZM115 69V70H114ZM120 71H119V70ZM137 69H139L140 71H141V73L143 72V71H145V72H147L148 73V75H149V81L147 80V78L145 79H143L142 80V77H140L138 74L140 73V72H138L137 74H135L136 72H137ZM141 69H143V70H141ZM159 70V71H157V70ZM164 69H165V72H164ZM168 69H170L172 72H173V74H171L172 72H170V70H168ZM189 69V70H188ZM192 70V72H191V70ZM219 69V70H218ZM223 69L225 70L224 72H223ZM234 69V70H233ZM239 69V70H238ZM243 69V70H242ZM9 70V71H8ZM24 70V71H23ZM28 70H29V72H28ZM34 70V71H33ZM40 70V71H39ZM45 70H46V72H45ZM56 70V71H55ZM70 70V71H69ZM78 70L79 71V73H76V71ZM106 70V71H105ZM127 70V71H126ZM147 70V71H146ZM154 73H151V75H150V72L151 71ZM157 71V73L161 76L160 77V79H159V81L161 82V81H163V80H165L164 82H165V85H163L164 84V82H163V84H162V82L159 84V81L157 82L156 81V79L157 78H155V77H157V74L155 75V73H156V71ZM167 70V71H166ZM209 71V72H211V71H214V74H213V72H211L212 73V76H211V73H209V72H207V71ZM218 70V71H217ZM221 70V71H220ZM237 70H238V72H237ZM7 71V72H6ZM18 73H17V72ZM26 71V72H25ZM39 71V72H38ZM83 71V72H82ZM86 71V72H85ZM88 71V72H87ZM97 71V72H96ZM101 71V72H100ZM127 73H126V72ZM149 71V72H148ZM162 73H161V72ZM176 71H177V74H178V72H179V74H178V77H175V76H177V74H176ZM181 71H184V73L183 72H181ZM186 71V72H185ZM189 71H190V73H189ZM217 71V72H216ZM12 72V73H11ZM22 72V73H21ZM43 72H44V74H43ZM50 72H52V75H51V73ZM59 73L58 74V79L57 78H52V77H50V76H57V73ZM82 72V73H81ZM99 72V73H98ZM111 73V75H113V76H111V75H109L110 73ZM121 72V73H120ZM131 72H132V74H131ZM170 72V73H169ZM182 74H186L185 76L184 75H182ZM197 72V73H196ZM220 73L223 77H221L220 76V78H222V79H219L218 77H217V74L216 73ZM227 72V73H226ZM234 72H237L236 74L238 75V77H237V75L236 74H234ZM2 73V74H1ZM8 73V74H7ZM14 73V74H13ZM21 73V74H20ZM46 73V74H45ZM47 73H50V74H47ZM54 73V74H53ZM91 73V74H90ZM103 73V74H102ZM114 73V74H113ZM116 73V74H115ZM118 73H120V74H118ZM129 73V74H128ZM165 73V74H164ZM169 74V75H167V74ZM188 73V74H187ZM192 73V74H191ZM207 73V74H206ZM229 73L231 74V73H233V74H231V75H229ZM11 74V75H10ZM30 74V75H29ZM68 74V73H67ZM79 76V80H78V77H77V75ZM88 74H89V76H88ZM109 76H111L110 78H112V77H116L117 75V77L118 78H122V80H121V82H120V80L118 81V78L116 79L115 78V80L113 81L112 79H107V77H108V75ZM162 74H163V76H162ZM173 75V76H171V75ZM194 74V75H193ZM196 74V75H195ZM197 74L199 75V76H197ZM205 74L206 75H208V77L209 78H207V77H205ZM220 74H218V76L220 75ZM32 75V76H31ZM36 75H38V76H36ZM47 75V76H46ZM76 75V76H75ZM81 75V76H80ZM84 75V76H83ZM92 75H94V76H92ZM96 75V76H95ZM99 75V76H98ZM107 75V76H106ZM127 75V76H126ZM166 75V76H165ZM188 75V76H187ZM201 75H202V77H201ZM210 75V76H209ZM213 75H215V77L213 76ZM233 75H236V76H234L233 77ZM10 76V77H9ZM41 76V77H40ZM60 76H61V78H60ZM70 76L73 78H70ZM74 76V77H73ZM85 76H87V77H85ZM102 76V77H101ZM105 76V77H104ZM134 78H133V77ZM152 76V77H151ZM168 76L169 77H173V78H168ZM229 76H231L230 77V79L228 78ZM11 77H12V79H11ZM20 77V78H19ZM23 79H22V78ZM32 77V78H31ZM36 77V78H35ZM38 77V78H37ZM44 77V78H43ZM77 77V78H76ZM89 77H90V79H89ZM94 77V78H93ZM99 77H101V78H99ZM125 77V78H124ZM150 77H151V79H150ZM182 77V78H181ZM197 77V78H196ZM238 79H237V78ZM17 78H19L18 79V81H15ZM69 78H70V80H69ZM74 78H75V80H76V84H74V85H76V91L77 90H81V88H82V90L83 91H75L76 93L74 94V92L73 91H70V89H69V87L68 86H66L67 84H71V85H73V82H75V81H73L72 82V80H74ZM83 78V79H82ZM88 78V79H87ZM106 78V79H105ZM109 78V77H108ZM124 78V79H123ZM141 78V79H140ZM161 78H163V80L161 79ZM165 78V79H164ZM168 78V79H167ZM177 79V81H178V78L181 80V82L180 81H176L175 80V82L173 81L174 79ZM183 78H185V80L183 79ZM203 80H202V79ZM213 78H216L217 80H214ZM232 78V79H231ZM235 80H234V79ZM241 79H242V77H240ZM247 78V77H246ZM9 79V80H8ZM26 79V80H25ZM34 79V80H33ZM43 79V80H42ZM55 81H54V80ZM62 79H64V80H62ZM72 79V80H71ZM82 79V80H81ZM94 81H93V80ZM96 79L98 80V81H96ZM114 79V78H113ZM205 79H207V80H205ZM227 79H224V80H226V81H228ZM241 79H239V82H233V81H228V82H231V84H232V82L233 83H235V85L233 86V85H231L232 87L230 88L229 87V90L228 89H226L227 91H229L230 92V90H231V95L230 94H228L229 92H224V93H222L223 91L222 90H224V89H220L222 92H220V90H219V93H215V94H219L220 96H222V97H219V95H218V98H222L221 100L220 99H217V101L218 100H220V101H218L219 102V107L218 106H216L215 105V98L212 100L213 102H212V104H211V109H210V113H207L208 115V118H207V116H205L206 118H205V123L203 124L201 121H203L204 122V117H200V116H194V115H192L191 114V112L190 111H188L186 108H182L183 110H187L188 111V113H186L185 111L184 112H182V114H183V116H184V118L185 119H183L184 121H188V122H190V123H193V126H192V124H190V123H186L185 122V125L183 126L184 128L183 129H185L186 131H188V135L189 136H186V134H187V132H186V134H184L185 135V137H182L183 138V140H181L180 139V141H178L179 142V144H177L178 142L177 141H175V142H173V144H171L169 147H171V149L170 148H168L167 149V151H166V154H165V156L164 157H162V159H160L159 161L163 164L164 162H165V164L167 163V164H169V165H173V167L174 168H176L175 167V165L177 166V168H179V167H181V169L184 171V168H185V171H187V172H190V174H192L193 173V175L196 173V170L198 169V170H200L199 168L200 167H198L197 165H191V167L192 168H194L195 169V172H193L192 171V169L191 170H189L190 169V164H192V162H190L191 161V158L188 160V158L191 156V154H192V156L193 155H196V154H198V157L200 158L201 157V159H205L204 161H205V165H207V164H209V162L211 161L212 163H210V167L209 166H205L206 167V169L207 168H209L208 169V171H206V169H205V171L204 172H208V173H206V175L208 176V177H206L207 179L209 178H220V183H219V189L221 190V192H220V190H218V192H220V195H221V197H223V195H224V197L225 196H227V195H232L231 194V191H232V193L234 194V193H238L237 195L236 194H234V196L236 197V198H238V202H239V208H238V210L237 209H234V208H232L231 209V207H230V204H227L228 202L227 201H225L226 202V204L230 207L229 209H228V206L226 207L225 205H224V208H218V210H217V208L214 210V211H211V210H209V212L206 210V211H204L205 209H203L202 210V208H200L201 209V211H200V209L199 208H192V210L194 209V210H196L197 209V211H200V212H198V213H200V214H198L197 213V211H196V213H197V219H196V216L194 215V214H196L195 213V211L193 212V216L192 215H190L191 217H193V219H194V216H195V219L198 221V215H208V217H205V219H207V224H210V223H212L211 225H213L214 226V228L215 229H218L219 228V230H222V231H220L219 232V230H217V231H213V233H214V238H211V237H213V234H211L212 233V231L211 232H208V234L210 235H208L209 236V238H210V240H215V238H216V243H220L221 242V240L223 241L222 243H220L221 244V246L223 245V243H224V245H226V246H220V244H218L219 245V247L221 248V251H223V253L225 254V255H227V253H231V254H233L234 256H237L238 257V259L235 257H233V259H236V260H238L239 262H241V263H243V261H244V259H242L241 258V256L243 257V258H247L246 257V255L244 254L245 252H243V251H241V249L242 248H244V246H246L245 248H247V246H249L250 244H251V241H250V239H252V237H259V234L261 235L262 234V236H260V238H262L263 236H264V225H261L262 223H261V218L259 217V216H262V214H264L263 212V207H264V203H263V201H261L259 198L261 197H259V193L264 197V193H263V191H264V189H263V187H264V181H263V183H259L258 181H259V179H256V174L257 173H260V169L258 168V172H256V171H254L253 172V170L252 169H254V165H252L253 166V168L251 169V165L249 164V163H247L245 160V162L243 163V161H242V159L240 158V156H238L239 154H235L236 152L238 153V151L236 150V151H233V148H234V146L236 145V144H240V141L242 142V139H243V133L245 134V131H242V129H243V125H242V123L243 122H241V121H247L248 119H249V121H248V123L249 122H251V120H253L251 123H255V121L257 122V123H259V124H264L262 121H264V97H263V95H261L259 98H257V100H256V104H257V101H259L261 98V101H259L258 103V105H257V109H259L260 108V106H261V108L259 109L260 111H258V113L257 112H254V111H252L253 109H250L251 107L249 106L250 104H248L247 103V105L245 104V107L243 106V108H242V104H244V102H247L248 100H249V98H248V95H246V96H243V93H244V91H243V89L246 87V84L248 83V80L247 79H245V78H243V82L241 81ZM13 80V81H12ZM22 82H21V81ZM24 80V81H23ZM57 80V81H56ZM87 80H90V81H88L87 82ZM101 82H100V81ZM108 80H109V82L111 81L112 83L113 82H115V84H116V82L119 84V87H118V84H114L115 86H117V88L116 87H114L113 86V84L110 82V84H112V85H110L109 84V82H108ZM144 80H146V81H144ZM168 80H170V81H168ZM184 80V82H183V87L181 86V83H182V81ZM200 80V81H199ZM244 80H245V84H244ZM13 83H12V82ZM19 81H20V83H19ZM32 81H34V82H32ZM42 81H44V83L42 82ZM45 81H47V82H45ZM54 81V82H53ZM58 81H61V82H58ZM69 81H71V83L69 82ZM78 81V82H77ZM82 81V82H81ZM92 81V82H91ZM107 81V82H106ZM139 81V82H138ZM167 81V82H166ZM171 81H173L172 83H171ZM188 82V83H186V82ZM198 81V82H197ZM211 81V82H210ZM215 81H217V82H215ZM219 81V82H218ZM10 84H9V83ZM29 82V83H28ZM55 82H57V83H55ZM91 82V83H90ZM106 82V83H105ZM133 82V83H132ZM151 82H153V83H155V85H153V83L151 84ZM170 82V83H169ZM240 82H242V84L240 83ZM28 83V84H27ZM36 83V85H34ZM41 83H43L46 87H43L42 85L43 84H41ZM46 83V84H45ZM59 83V84H58ZM79 83H81L79 86H78V84ZM105 83V84H104ZM138 85H137V84ZM159 84V85H157V84ZM167 83V84H166ZM168 83H169V85H168ZM178 83H179V85L181 86V88H179V89H177L178 87H180V86H178ZM216 83H218L217 85H216ZM33 84V85H32ZM55 84V85H54ZM60 84H64V86L63 85H60ZM66 84V85H65ZM124 84V83H123ZM122 84V85H123ZM129 84H126L125 85V90L126 89H129ZM243 84L245 85V86H243ZM29 85V86H28ZM90 85V86H89ZM95 85V86H94ZM97 85V86H96ZM98 85H100L99 87H98ZM106 85V86H105ZM127 85H128V88H126L127 87ZM141 85V86H140ZM159 86L160 87V89H162V90H160L159 89V87H157V86ZM166 85H167V87H170V88H167L166 87ZM175 85H177L176 87H175ZM187 85V86H186ZM188 85H191V86H188ZM213 85V86H212ZM237 85H238V87H237ZM241 85V86H240ZM8 88H7V87ZM11 86V87H10ZM22 86V87H21ZM28 86V87H27ZM52 86V87H51ZM66 86V87H65ZM83 86V87H82ZM109 87V89H108V87ZM148 86V87H147ZM164 86V87H163ZM174 86V87H173ZM184 86H185V88H184ZM196 86L199 88H196ZM206 86H208L207 88H206ZM215 86H217V87H215ZM21 87V88H20ZM25 87V88H24ZM31 87V88H30ZM48 87H51V88H48ZM57 87V88H56ZM80 89H79V88ZM101 87H103V88H101ZM138 87V88H137ZM146 87V88H145ZM152 87V88H151ZM193 87H195L194 89H193ZM235 87V88H234ZM5 88V89H4ZM7 88V89H6ZM12 88V89H11ZM16 88V89H15ZM33 88H35L34 90L36 91H34L33 90ZM40 88V89H39ZM65 88V89H64ZM68 88V89H67ZM85 88H86V90H85ZM91 90H90V89ZM105 88V89H104ZM107 88V89H106ZM113 88V90H111V89ZM116 88V89H115ZM123 88V87H122ZM124 88H123V90H124ZM142 88V89H141ZM155 90H154V89ZM157 88V89H156ZM164 88V89H163ZM187 88V89H186ZM203 88V89H202ZM236 88H237V90H236ZM14 89V90H13ZM21 89V91L23 90V92H25V93H23V92H21V91H18V90H20ZM38 91H37V90ZM49 89H51V90H49ZM59 89V90H58ZM95 89H97V90H95ZM100 89V90H99ZM119 89V90H120ZM137 89H140V90H137ZM146 89V90H145ZM148 89V90H147ZM169 89H170V91H169ZM176 89V90H175ZM181 89V90H180ZM186 90V92H185V90ZM2 90V91H1ZM17 90V91H16ZM28 90V91H27ZM49 90V91H48ZM62 90V91H61ZM66 90V92L65 93H67V94H64V92L63 91H65ZM85 90V91H84ZM95 90V91H94ZM122 90V89H121ZM136 90V91H135ZM144 90H145V92H144ZM151 90V91H150ZM168 90V91H167ZM173 90H174V92L179 96V94L180 93H182V94H180V96L181 97H179V98H181V99H179L178 100V98H177V95H175V93L173 92ZM236 90V91H235ZM242 90V91H241ZM4 91H5V94H4ZM10 93H9V92ZM16 93H15V92ZM42 93H44L43 95H44V98H45V106H44V103H42L41 102V104H39L40 102V97H41V92ZM51 91L53 92V93H51ZM93 91L94 92H96V93H93ZM110 91H114V92H110ZM148 91H150V94H148ZM167 92V93H165V92ZM179 91V92H178ZM180 91H184V92H180ZM9 93V94H7V93ZM13 92V93H12ZM19 92H20V94H19ZM32 92V94H30ZM34 92V93H33ZM55 92V93H54ZM82 94H81V93ZM101 92V93H100ZM104 92V93H103ZM108 92V93H107ZM110 92V93H109ZM115 92H116V94H115ZM136 92V93H135ZM138 92V93H137ZM145 94H144V93ZM151 92H152V94H151ZM172 92H173V94L175 95V99H174V95L172 94ZM216 92H218L217 90H216ZM241 92V93H240ZM18 93V94H17ZM28 93V94H27ZM39 93V94H38ZM51 93V94H50ZM80 93V94H79ZM90 93V94H89ZM113 93H114V95H116V97H115V99H114V97H113V99H110V98H112L111 96H113ZM141 93V94H140ZM156 93V94H155ZM161 93V94H160ZM163 93V94H162ZM165 93V94H164ZM184 93V94H183ZM222 93V94H221ZM4 94V95H3ZM45 94H47V95H45ZM60 96H59V95ZM78 94V95H77ZM84 94H86V95H84ZM100 94V95H99ZM108 94V95H107ZM136 94V95H135ZM142 94H143V96H142ZM170 94V95H169ZM228 94V95H227ZM246 94V93H245ZM2 95V96H1ZM8 95V96H7ZM12 95V96H11ZM16 95H17V97H16ZM28 95V96H27ZM36 95V96H35ZM90 95V96H89ZM109 95H111L110 96V98L108 97ZM146 95V96H145ZM169 95V96H168ZM171 95H173V96H171ZM198 95V93H196L195 94V96H197ZM224 95H227V97L225 96L224 97ZM235 95V96H234ZM240 97H239V96ZM6 96H7V98H6ZM13 96H14V98H13ZM19 96H22V97H20L19 98ZM31 96V97H30ZM36 98H35V97ZM39 96V97H38ZM57 98H56V97ZM65 96V97H64ZM76 96V97H75ZM88 96V97H87ZM94 96V97H93ZM95 96H98V97H95ZM150 96V97H151ZM171 96V97H170ZM232 96V97H231ZM242 96V97H241ZM16 97V98H15ZM28 97H29V99H28ZM48 97H50V98H48ZM70 97V98H71ZM148 98V100H150L151 98ZM156 97H153L151 100H153V99H155ZM168 99H167V98ZM183 97V98H184ZM215 97H217V95H215ZM236 97V98H235ZM6 98V99H5ZM10 98V99H9ZM19 98V99H18ZM59 98H61L60 99V101H58V99ZM67 98H65V99H67ZM91 98H92V100H91ZM94 98H96V99H94ZM100 98L102 99V100H100ZM106 98V99H105ZM127 98V99H126ZM234 98V99H233ZM244 98H247L246 100L247 101H244L245 99ZM2 99V100H1ZM15 99V100H14ZM24 99H26V100H24ZM38 99V100H37ZM40 99V100H39ZM48 99L50 100V101H48ZM53 99V100H52ZM57 100L56 101V103H55V100ZM94 99V100H93ZM131 99V98H130ZM158 99V98H157ZM167 99V100H166ZM174 99V100H173ZM177 99V100H176ZM191 99V98H190ZM190 99H188L189 101H191ZM224 99V100H223ZM5 100H6V102H5ZM13 102H12V101ZM22 100H24V101H22ZM108 100V101H107ZM109 100H111V101H109ZM125 100V101H124ZM127 100V101H126ZM187 100V101H188ZM192 100H193V98H192ZM230 100V101H229ZM235 100V101H234ZM240 100V101H239ZM7 101H9V102H7ZM33 101L35 102V103H33ZM89 101V102H88ZM94 101V102H93ZM98 101H100V102H98ZM102 101H107V104H105V102H103V104H102ZM216 101V103H218ZM225 101V102H224ZM232 101H234V102H232ZM242 101V102H241ZM11 102V103H10ZM22 102H24V103H22ZM38 104H37V103ZM51 102V103H50ZM85 102H87L86 104H85ZM229 102V103H228ZM230 102H232V103H230ZM241 104H240V103ZM5 103H7V104H5ZM15 103V104H14ZM27 103V104H26ZM53 103V104H52ZM99 103V104H102V105H100V106H98L97 104ZM126 103V104H125ZM31 104H34L33 106H32V108H30L31 106ZM90 104V105H89ZM93 104H95L94 105V107H91V106H93ZM125 104V105H124ZM221 104L222 105H224V106H226V105H230L231 106V108H230V106L228 107H222L221 106ZM261 104V105H260ZM13 105V106H12ZM38 105V106H37ZM41 105H43V106H41ZM119 105V106H118ZM215 105V106H214ZM237 105V106H236ZM240 105V106H239ZM260 105V106H259ZM27 106V107H26ZM43 107V108H41V107ZM47 106H49V107H47ZM83 106V107H84ZM88 106V107H87ZM103 106V107H102ZM125 108H124V107ZM215 108H214V107ZM233 106V107H232ZM240 108H242L241 110H243V111H241V113H240V111H239V107ZM262 106H263V110H262ZM15 107V108H14ZM22 107V108H21ZM28 107H29V109L31 110H29L28 109ZM34 107V108H33ZM51 107V108H50ZM99 107H101V108H99ZM145 107L147 108V106L145 105ZM148 107H149V109L148 110H151L152 112L150 113V116L152 115L153 117L155 116V114H152V113H155V112H153V110L152 109H150L151 107L148 105ZM179 107V106H178ZM181 107V106H180ZM180 107L177 109L178 111H180L181 109H180ZM221 107V108H220ZM238 107V108H237ZM247 107H250V108H248L247 109ZM9 108V109H8ZM46 110H45V109ZM145 108V109H146ZM214 109V111H215V113L214 114H216V116H218L219 117V114H221V113H223V115L221 114L220 115V117L219 118H221V120L218 118V117H215V116H213V109ZM217 108H218V112H219V114H218V112L216 111L217 110ZM237 108V109H236ZM248 110V113H249V109H250V111H252V112H250L249 114L247 113V110ZM12 109V110H11ZM147 109H146V112H147ZM220 109H221V111H220ZM222 109H224L225 111H226V113H224L225 111H222ZM227 109H229V110H227ZM232 109V110H231ZM27 110H29L28 112H27ZM125 110V111H124ZM189 110H190V108H189ZM213 112H212V111ZM235 110V111H234ZM246 110V113L244 112ZM10 111V112H9ZM238 111V112H237ZM20 112H22V113H20ZM181 112V111H180ZM209 112V111H208ZM212 112V113H211ZM229 112V113H228ZM231 112V113H230ZM233 112V113H232ZM235 112V113H234ZM243 112V113H242ZM255 114H254V113ZM262 112V113H261ZM18 113H20L19 115H18ZM29 113L30 114H32V115H30V116H28L29 115ZM184 113H186L190 118H191V121H190V118H188V116L186 117L185 116V114ZM253 113V114H252ZM257 113V114H256ZM28 114V115H27ZM211 114H212V116H211ZM228 115V117L227 116H225V115ZM233 114V115H232ZM253 116H252V115ZM22 115V116H21ZM147 115H148V113H147ZM231 115V116H230ZM237 115V116H236ZM243 117H242V116ZM249 115H251V116H249ZM17 116V117H16ZM19 116H20V118H19ZM24 116H25V118H24ZM51 116V117H50ZM58 116V117H57ZM149 116V117H150ZM151 116V117H152ZM210 116H211V119H210V121L211 120H213L214 119V117H215V119L217 118L218 120L216 121L215 119V121H216V123L215 124H219V122H220V124H221V122H222V120H223V118L224 117H226V118H224V121L227 119V120H229L230 118H232L230 121H232L231 123H233L234 122V120H235V122H234V124H230L229 122L227 123V121H226V125L228 126H226L225 127V124H224V121L222 122V124L220 125H218L217 124V126L214 124H212L213 126H216V127H211V125H209V122H208V120H209V118H210ZM222 116H224L223 118H222ZM235 117V119L233 120V118ZM256 116L259 118H256ZM261 116V117H260ZM22 117V118H21ZM29 117V121H28V118ZM150 117V118H151ZM241 117V118H240ZM247 118V120H246V118ZM250 117V118H249ZM257 119V120H255V118ZM34 118V119H33ZM45 118V119H44ZM56 118H59V119H56ZM155 118V117H154ZM187 118V119H186ZM213 118V119H212ZM229 118V119H228ZM253 118V119H252ZM262 118H263V120H262ZM27 120L26 122L27 123H25L24 121L25 120ZM32 119V120H31ZM42 119V120H41ZM47 119H49V120H51V121H49V120H47ZM56 119V120H55ZM152 119V118H151ZM198 119V121H199V123L201 124V126H203V127H201L200 125H199V123L196 121ZM203 119V120H202ZM239 120V119H242V120H239V123H237L238 121L237 120ZM21 120V121H20ZM22 120H24L23 122H22ZM38 120H40L39 122H38ZM179 120V119H178ZM178 120H177V122H178ZM193 120V121H192ZM20 121V122H19ZM31 121V122H30ZM33 121V122H32ZM34 121H36V122H34ZM60 121V122H61ZM194 121L196 122L195 124H194ZM215 121H212L211 123H214ZM237 121V122H236ZM260 121V122H259ZM18 122H19V124H18ZM43 122V123H42ZM141 122V121H140ZM241 122V123H240ZM24 123H25V125H24ZM32 123V126H35V123H39L40 125H42V126H44V123H45V125H47L46 127H43V128H39V130H37V131H33V130H31L30 128H28V127H26L27 125H30ZM42 123V124H41ZM48 123V124H47ZM142 123V122H141ZM210 123V124H211ZM238 124V129H237V127H236V125ZM247 123V122H246ZM247 123V125H248V127L251 129V126H252V124L250 123V124H248ZM256 123V124H257ZM188 126H187V125ZM206 124V125H205ZM209 126H208V125ZM224 124V125H223ZM236 124V125H235ZM240 124H241V126H240ZM190 125V126H189ZM194 125H197V127L196 126H194ZM205 125V126H204ZM233 125V127H231ZM235 125V126H234ZM246 125V126H247ZM150 127H151V125H149ZM177 126V125H176ZM182 125H180V126H177L178 127V130H180V129H182V127H181ZM193 127V129H192V127ZM198 126H200V127H198ZM230 126V127H229ZM112 127V126H111ZM139 127H141V126H138V127H136L137 129L139 128ZM177 127H174V128H177ZM179 127H180V129H179ZM188 127H190V128H188ZM205 127V128H204ZM207 127H209V129H212V130H209ZM234 127H235V129H234ZM242 127V129H240V128ZM248 127H245V129H246V132H247V128ZM21 128V129H20ZM45 128V129H44ZM102 128V127H101ZM101 128L100 129H98L99 131H100V133H98L99 131H94V130H91V128H90V130H89V127H87V126H84V127H80V131L81 132H83V131H85V133L87 132V130H88V132H87V136L89 137H91L90 138V140L88 141V143L90 142V144H88V143H85V145H84V149L85 150H90L91 148H93L94 146H95V144H97V143H99L100 141H101V139L99 140L98 138H94V137H92V136H98L99 134H102L103 132H102V130H101ZM220 128V130H222V131H220V130H218ZM222 128V129H221ZM230 128V129H229ZM27 129V130H26ZM104 129V128H103ZM108 129L110 130V127H108ZM107 128H106V130L105 131H109ZM113 128H111V130H112ZM190 129V130H189ZM200 129V130H199ZM208 129V130H207ZM237 129V130H236ZM3 130V131H2ZM22 130V131H21ZM176 130V129H175ZM177 130V131H178ZM184 130V131H185ZM194 130V132H193V134H191L192 133V131ZM203 130V131H202ZM226 130V131H225ZM230 130V131H229ZM232 130V131H231ZM241 130V131H240ZM19 131V132H18ZM40 131L42 132V133H40ZM43 131H46V132H44L43 133ZM91 131L94 133H96V135H95V133L92 135L91 134ZM201 131V132H200ZM207 131V132H206ZM208 131H210V132H208ZM215 131V132H214ZM220 131V132H219ZM233 131H234V133H233ZM249 131V130H248ZM4 132V133H3ZM9 134H8V133ZM32 132V133H31ZM190 132V133H189ZM197 132V133H196ZM201 134H203V135H201ZM217 132V133H216ZM227 132H229V133H227ZM237 132V133H236ZM239 132H241L240 134H239ZM243 132V133H242ZM11 133L13 134V135H11ZM22 133V134H21ZM47 133V134H46ZM84 133V134H85ZM154 133V132H153ZM153 133H151V132H149V133H147V134H139V136H138V138L136 139V140H139V139H141V138H143L142 136L144 135V137H145V135H146V137L149 135V134H153ZM221 133V134H220ZM2 134V135H1ZM5 134V135H4ZM19 134V135H18ZM21 134V135H20ZM24 134H25V136H24ZM32 134V137L30 136ZM42 134V135H41ZM44 134V135H43ZM88 134H90V135H88ZM98 134V135H97ZM191 134V135H190ZM197 136V140H195L196 139V137H195V135ZM198 134L201 136H198ZM206 134V135H205ZM207 134H209V135H207ZM229 134V135H228ZM235 134V135H234ZM237 134V135H236ZM8 136V137H5V136ZM18 135V136H17ZM142 135V136H141ZM222 135V136H221ZM228 135V136H227ZM232 135H233V137H232ZM11 136V138H12V136L14 137V138H12V140H11V138H9ZM19 136H21V137H19ZM27 136V137H26ZM29 136V137H28ZM40 136V137H39ZM55 136H59V137H55ZM150 136V135H149ZM217 136V137H216ZM224 136V137H223ZM230 136V137H229ZM234 136H236L235 138H234ZM240 136H241V140L240 141H238L237 139L239 138L240 139ZM6 138V139H3V138ZM218 137H219V139H218ZM220 137L223 139V142L226 144H224L223 142V144L220 142H218V141H222V140H220ZM30 139V141H29V139ZM33 140H32V139ZM52 138H54V139H52ZM184 138H186V139H184ZM187 138H189V139H187ZM195 138V139H194ZM199 138H201V139H199ZM203 138V139H202ZM204 138H205V141H204ZM211 138H213L212 140H211ZM230 138H232V141H235V140H237V142L238 143H236L235 145L233 144L234 142H232L231 141V139ZM234 138V139H233ZM23 139V140H22ZM46 140L47 142H48V147L46 148V149H40V148H36L37 146L35 145V144H37L39 141L41 142L42 140ZM192 139H194V140H192ZM208 139V140H207ZM229 139V141L227 142V140ZM16 140V141H15ZM21 140V141H20ZM25 140H27V142L25 141ZM33 142H32V141ZM192 140V141H191ZM201 140V141H200ZM218 140V141H217ZM16 143H15V142ZM17 141H19L18 143H17ZM185 141V142H184ZM207 141V142H206ZM10 142L11 143H14L13 144V146H11L12 144H10ZM26 142V143H25ZM177 142V143H176ZM190 142V143H189ZM199 142H202V143H199ZM203 142H204V147L202 146L203 145ZM25 143V144H24ZM93 143V144H92ZM185 145H184V144ZM192 143H194L195 145H193ZM208 143V145L210 146L211 144V146H213L215 149L214 150H212V148H211V146L209 147L208 145H206ZM216 143H219V145H216ZM229 143V144H228ZM231 143V144H230ZM19 144V145H18ZM23 144V145H22ZM33 144V145H32ZM60 144V145H59ZM91 144H92V146H91ZM174 144H177V145H174ZM181 144H183V146L181 145ZM188 144V145H187ZM222 144V145H221ZM233 144V145H232ZM88 147H87V146ZM233 146V148L231 149V147ZM20 148H19V147ZM164 146H165V144H164ZM174 146H178L177 148L176 147H174ZM187 146V147H186ZM200 146V147H199ZM206 146V147H205ZM217 146H218V148H217ZM227 146V147H226ZM229 146V147H228ZM240 146V145H239ZM8 147V148H9ZM14 147H17V148H14ZM168 147V146H167ZM175 148V150H174V148ZM184 149H183V148ZM194 147V148H193ZM220 147V148H219ZM238 147V146H237ZM34 148V149H33ZM53 148V149H52ZM58 148V149H57ZM181 148H182V151H183V153H184V155L183 156H180V155H182L183 153H182V151H181ZM189 148V149H188ZM193 149V151L192 150H190V149ZM196 148V149H195ZM201 149V151H202V149H203V151L205 152V154L203 155V151L201 152L200 151V149ZM208 148V149H207ZM212 150V151H214L212 154H211V152L209 153V151H211L210 149ZM219 150H217V149ZM229 148V149H228ZM3 149H6V148H3ZM2 149V150H3ZM33 149V150H32ZM206 149V150H205ZM228 149V150H227ZM236 149V147L234 148V150ZM152 150V149H151ZM172 150V151H171ZM174 150V151H173ZM178 150H180L179 152H177ZM185 150V151H184ZM189 152H191V153H189ZM200 151V152H198V151ZM207 150H208V152H207ZM14 151V152H13ZM29 151H31V153L29 152ZM154 151V150H153ZM228 151V152H227ZM35 152V153H34ZM150 152V153H149ZM148 152V154H152L151 153V151H149ZM173 152V153H172ZM175 152V153H174ZM195 152H197L196 154H195ZM217 152V153H216ZM218 152H220V153H218ZM227 152V153H226ZM38 153V154H37ZM59 153L62 155H59ZM188 155H187V154ZM206 153L209 155H206ZM58 154V155H57ZM147 154V155H148ZM154 154H156L155 152L153 153V155H149L148 156V158H152V159H154V158H156V156L157 155H154ZM171 154V155H170ZM199 154L201 155V156H199ZM219 154H222V155H219ZM235 154V155H234ZM177 157H176V156ZM178 155L180 156V158H178ZM211 155V156H210ZM224 155V158L222 157ZM53 156V157H52ZM170 156V158L168 159V157ZM175 156V157H174ZM185 156V157H184ZM191 156V157H192ZM197 156V155H196ZM203 156V157H202ZM205 156V157H204ZM207 156V157H206ZM1 157V156H0ZM44 157V158H43ZM158 157V156H157ZM213 157V158H212ZM216 157H218V158H216ZM235 157V158H234ZM42 158V159H41ZM50 158V159H49ZM163 158H164V160H163ZM166 158H167V161H166ZM183 160H182V159ZM206 158L208 159V160H210L208 163H207V161H206ZM223 158V159H222ZM227 158H229V159H227ZM231 158V159H230ZM236 158H237V161H236ZM24 159V158H20V160H19V158H17V160L15 159V161L18 163L19 161H22V160ZM47 159H49L48 161H47ZM53 159H56V160H53ZM157 159V158H156ZM187 160V162H186V160ZM214 159V160H213ZM216 159V160H215ZM218 159V160H217ZM219 159H221L222 160V162L219 160ZM234 159V160H233ZM0 160L2 161L3 160V158L1 157L0 158ZM19 160V161H18ZM53 160V161H52ZM162 160V161H161ZM172 160V161H171ZM177 160V161H176ZM179 160L180 161H183V163H184V161H185V163L186 164H188V162H189V166L187 167L186 166V164L184 163V164H182V162H179ZM224 160V161H223ZM230 160V161H229ZM14 161V162H15ZM47 161V162H46ZM55 161V162H54ZM227 161V162H226ZM241 161V162H240ZM15 162V163H16ZM169 162V163H168ZM215 162V163H214ZM221 164H220V163ZM233 162V163H232ZM238 164H237V163ZM47 163V164H46ZM50 163V164H49ZM51 163H54V164H51ZM101 164V161L99 160V162L97 161L96 162V165L98 164V166H100V164ZM171 163V164H170ZM219 163V164H218ZM223 163V164H222ZM240 163H242V164H240ZM179 164V165H178ZM232 164H233V167H232ZM243 164H245V165H243ZM246 164H248L249 166H250V169L249 168H247L248 167V165H246ZM31 165H33V163L32 164H30L29 166H31ZM53 165V166H52ZM71 165V168H73V166L74 165H72V164H70ZM102 165H103V162H102ZM101 165V166H102ZM185 165V166H184ZM214 165H216L215 167H216V169H215V167L213 168V166ZM224 167L225 169H223L222 170V167ZM227 165V166H226ZM55 166H56V168H55ZM76 166V165H75ZM179 166V167H178ZM183 166V167H182ZM202 166V165H201ZM236 166H238V167H236ZM198 167V168H197ZM204 167V168H205ZM218 167H221V168H218ZM232 167V168H231ZM236 167V168H235ZM242 167H245V169L244 168H242ZM256 167H258V166H256ZM255 167V168H256ZM53 168L55 169V170H53ZM228 168H229V170H228ZM239 168V169H238ZM49 169L51 170L50 172H49ZM187 169V170H186ZM193 169V170H194ZM212 169V171L213 170H215V171H213V173H215L217 170L219 171V175H217L216 173H215V175H217V176H215V175H210L211 173H212V171H210ZM240 169H242V170H240ZM179 170H180V168H179ZM225 170H227V172L225 171ZM236 170V171H235ZM254 170H257V168L256 169H254ZM3 171L5 172V170L3 169ZM209 171H210V173H209ZM222 173H221V172ZM226 173V174H224V172ZM231 171V172H230ZM245 171V172H244ZM249 171V172H248ZM3 172V173H4ZM54 172V173H53ZM192 172V173H191ZM239 173L240 175H243V176H238V174H237V176H236V173ZM246 172H248V173H246ZM256 172V173H255ZM251 173H253V175H254V173H255V175L253 176ZM0 174H1V172H0ZM53 174V175H52ZM55 174V175H54ZM223 174V175H222ZM234 174H235V176H234ZM245 174V175H244ZM49 175V176H48ZM106 175V176H105ZM192 175V176H193ZM229 175V176H228ZM248 175V176H247ZM260 175V174H259ZM47 176V177H46ZM55 176V177H54ZM224 176V177H223ZM250 176V178H247V177H249ZM252 176V177H251ZM257 176H258V174H257ZM261 176H263L262 174L259 176V177H261ZM53 177V179H51ZM105 177H107V179H108V181L110 180V182H107L108 184H105L106 182H105V180L106 179H104L103 180V178H105ZM226 177V178H225ZM231 177V178H230ZM237 177H241V178H245L244 180L247 182V181H249V179H251V178H253L252 180L255 182V181H257V182H253V181H249V186H248V184H246V185H243L244 184V182H242L243 181V179L241 180V178L239 179H237L236 180V178ZM56 178V179H55ZM59 178V179H58ZM102 178V179H101ZM226 179V181L224 182V180L223 179ZM258 178V177H257ZM10 179H15V180H11L9 183L10 184H6L5 182L6 181H8V180H10ZM39 179L37 180V181H39ZM86 181H85V180ZM99 179V180H98ZM248 179V180H247ZM260 179H262V180H264L263 178H260ZM17 180V181H16ZM71 179H66V182L64 183L65 185L64 186H67V187H73L74 186V180H71ZM102 182H101V181ZM221 180H223V181H221ZM231 180V181H230ZM232 180H233V182H234V184H233V182H232ZM239 180H240V182H239ZM55 181V182H54ZM104 181V182H103ZM261 181V180H260ZM45 184H44V183ZM88 182V183H87ZM97 182H98V184H97ZM253 184H252V183ZM14 183V184H13ZM56 183V184H55ZM60 183V184H59ZM101 183L103 184V188H102V185H101ZM223 184V186L225 187V188H223V186H222V184ZM232 183V184H231ZM238 183V184H237ZM248 183V182H247ZM252 185H251V184ZM259 183V184H258ZM16 184V185H15ZM47 184V185H46ZM49 184V185H48ZM66 184H68V185H66ZM87 184H89V185H87ZM94 184H96V185H94ZM100 184V185H99ZM112 184H114L113 186H112ZM232 186H234V187H232ZM263 184V185H262ZM35 185V186H34ZM85 185H87V186H85ZM99 187H98V186ZM106 185V186H105ZM107 185H108V188H107ZM230 187H229V186ZM260 185V186H259ZM3 186H6V188L5 187H3ZM47 186V187H46ZM49 186V187H48ZM55 186V187H54ZM85 188H84V187ZM92 187V188H90V187ZM115 186V187H114ZM222 186V187H221ZM227 186V187H226ZM238 186V187H237ZM255 186V187H254ZM27 187V188H26ZM29 187V188H28ZM58 187H56V188H58ZM106 187V188H105ZM113 187V188H112ZM122 187V188H121ZM124 187H125V189H124ZM221 187V188H220ZM229 187V188H228ZM252 187H253V189H254V191H253V189H252ZM3 188H5V189H3ZM8 188V189H7ZM13 188H15V189H13ZM41 188V189H40ZM84 188V189H83ZM98 188V189H97ZM100 188H101V190H100ZM109 188H111L112 189V191L109 189ZM123 189V190H121V189ZM235 190H234V189ZM243 189L244 191H242V189H241V192H243L242 194L244 195H241L240 193H239V191L237 192L236 190L237 189ZM28 189V190H27ZM108 189V190H107ZM225 189V190H224ZM229 189L231 190V191H229ZM246 189V190H245ZM17 192H16V191ZM48 190V191H47ZM110 190V191H109ZM229 191V192H228ZM235 191V192H234ZM247 191V192H246ZM257 191V192H256ZM5 192V193H4ZM104 192V193H103ZM224 192V193H223ZM247 194H246V193ZM250 192V193H249ZM2 193H4V194H2ZM223 195H222V194ZM227 193V194H226ZM229 193V194H228ZM7 194H9V195H7ZM50 194V193H49ZM219 194V193H218ZM217 194V195H218ZM249 194V195H248ZM35 195H37V196H35ZM113 195V196H112ZM150 195V196H149ZM220 195H218L219 197H220ZM247 195V196H246ZM256 195V196H255ZM11 196V197H10ZM20 196V197H19ZM115 196V197H114ZM233 196V195H232ZM240 196H243L244 198H242V199H240L241 197ZM8 197H10V198H8ZM101 197V198H100ZM250 198V200H251V197H253L254 198V200H251V201H254V202H252L251 203V201H250V203H249V201L247 200V198ZM256 197V198H255ZM263 197L261 198L262 200H264L263 199ZM22 198H24V199H22ZM28 200H27V199ZM142 198V199H141ZM252 198V199H253ZM17 199V200H16ZM26 199V200H25ZM31 199V200H30ZM34 199V200H33ZM39 199V198H38ZM93 199V200H92ZM103 199V200H102ZM144 199L146 200V201H144ZM244 199H246L245 201H243ZM2 200V201H1ZM7 200H9L10 202L11 201H13V202H11V204L13 205L14 203H17L18 205L20 204V202H23V203H25L26 201V204L25 205H22V206H19V208H18V212L19 213H17V214H14V215H10L8 212H7V210H5L6 208V206H7V202H8V204H10V202L9 201H7ZM33 200V201H32ZM106 200H108L107 202H106ZM176 200V201H175ZM178 200V198H174V202H175V204H177L179 201H177ZM255 200H257V201H255ZM7 201V202H6ZM96 201V202H95ZM98 201H99V203H98ZM106 203H105V202ZM247 201H248V203H247ZM30 204H29V203ZM31 202H33V203H31ZM102 202V203H101ZM244 204H242V203ZM245 202V203H244ZM256 202V204L258 205L257 207H256V204L254 205V206H252L254 203ZM87 203V204H88ZM99 205V206H97V204ZM104 203H105V205H104ZM141 203H143L142 205H141ZM6 204V205H5ZM29 204V205H28ZM145 204H147V205H145ZM180 204V205H179ZM246 204H247V207H245L246 206ZM250 204H252L251 206H249ZM263 204V205H262ZM14 205H16V204H14ZM32 205V206H31ZM102 205V206H101ZM103 205L104 206H108V207H103ZM127 205H131V204H127ZM179 205V206H178ZM183 205H185V204H183V202H179L177 205H175L177 208L175 209V207L174 206H172L170 209V212L171 213H173L174 214V212L176 211L177 213H175L174 215H180V213H181V211H180V206H182L181 208H185V213L183 214V210H182V213H181V215L182 216H189V214L192 212V210H191V207L189 206L188 208H189V210H187L186 209V206H183ZM53 206V205H52ZM96 206V207H95ZM103 208H101V207ZM141 206L143 207V208H145V209H143L142 210V208H141ZM145 206V207H144ZM150 206V207H149ZM198 206V205H197ZM140 207V208H139ZM199 207H201V205H199ZM225 207H226V209H225ZM243 207V208H242ZM252 208V210L253 211H251L250 209ZM262 207V208H261ZM4 208V209H3ZM106 208V209H105ZM109 208V209H108ZM172 208H174V209H172ZM245 208H247V209H245ZM255 208V209H254ZM32 209V210H31ZM140 209H141V211H140ZM221 211H220V210ZM245 209V210H244ZM261 209V210H260ZM1 210H3V211H1ZM29 210H31V211H29ZM148 210V211H147ZM150 210V211H149ZM177 210H179V214H178V211ZM230 210V211H229ZM232 210V211H231ZM234 210V211H233ZM236 210L238 211V212H236ZM244 210V211H243ZM249 212H247V211ZM255 210V211H254ZM259 210L261 211V212H259ZM23 211H24V213H23ZM32 211H33V213H32ZM134 211V212H133ZM138 211H140L139 213L140 214H142V212H143V214H144V212H147V213H145L144 215H140L139 213H138ZM187 211H190V213L189 212H187ZM204 211V212H203ZM219 211V212H218ZM228 211V212H227ZM243 211V212H242ZM263 211V212H262ZM23 213V214H21V213ZM100 212H102V213H100ZM129 212H131V213H129ZM169 212V211H168ZM167 212V213H168ZM223 212H225V213H223ZM230 212V213H229ZM232 212V213H231ZM233 212H234V215H233ZM241 213V215H240V213ZM258 212V213H257ZM3 213V214H2ZM9 215H8V214ZM56 213V214H55ZM103 213H104V215H103ZM136 213V214H135ZM187 213H189V214H187ZM206 213H208V214H206ZM209 213H211V216H209ZM216 213L219 215L220 213V215L219 216H217L216 215ZM229 213V214H228ZM252 215H251V214ZM258 215H257V214ZM42 214V215H41ZM100 214H102V216L100 215ZM130 214V215H129ZM212 214H215L214 216H216V218L212 215ZM227 214V215H226ZM235 214H236V216H235ZM240 215V216H238V215ZM243 214H244V216H243ZM25 215V216H24ZM33 215V216H32ZM34 215H35V217L37 218V216H38V218L36 219V218H34ZM133 215V216H132ZM180 215V216H181ZM226 215V216H225ZM232 215V216H231ZM257 215V216H256ZM5 216V217H4ZM10 216H12V217H10ZM15 216V218H13ZM19 216V217H18ZM22 216V217H21ZM32 216V217H31ZM201 216V217H202ZM214 217L215 218V220H216V222H215V220H213L214 218H209V217ZM223 216V221H225V222H227V221H229V220H231V221H229V222H227V223H223V221H220V220H222V218H219L218 219V217H222ZM230 216V217H229ZM31 217V218H30ZM133 217V218H132ZM138 217V218H137ZM199 218V222H203V220L205 221V219L202 217V218ZM240 217V218H239ZM250 219H249V218ZM9 218V219H8ZM23 218V219H22ZM25 218H27V220L25 219ZM208 218H209V222H208ZM226 218V219H225ZM14 221H13V220ZM34 219V220H33ZM93 219V220H94ZM107 219V220H106ZM116 219L118 220V221H116ZM136 219H138V223H139V225L136 227V229L135 228H131V224L133 223V222H135V220ZM194 219V220H195ZM212 219V220H211ZM217 219L219 220V222L217 221ZM248 220V224L246 225V223H247V220ZM258 219H259V221H258ZM32 221L33 222V231L34 232H38V233H40L39 235L40 236H38L37 238H36V240H35V243H36V245L35 246H33V248H31L30 247V245L28 246V244H25V245H23L24 243H23V241H22V238H20V236H19V233H18V230H20V229H24V228H26V224L25 223H27V222H29V221ZM35 220H37V221H35ZM106 220V221H105ZM112 221L111 223H110V221ZM141 220V221H140ZM200 220H202V221H200ZM233 220V221H232ZM251 220V221H250ZM21 221V222H20ZM96 221H97V223H96ZM108 221V222H107ZM119 221H121V223L119 222ZM142 222L141 224H140V222ZM210 221H212V222H210ZM235 221V222H234ZM237 221V222H236ZM242 221V222H241ZM257 221V222H256ZM9 222V223H8ZM24 224H23V223ZM39 222V223H38ZM47 222V223H46ZM94 222H95V224H94ZM118 222V223H117ZM214 222H215V224L217 223L218 224V226H220V224H222L223 225V227H216V225H214ZM220 222H222V223H220ZM234 222V224H235V226H233V223ZM241 223V226L243 225V228H244V230H246L247 228H245L244 226H246V227H249L248 225H251L252 223L251 222H253V227H249L248 229H250L249 230V233L252 235V233H253V228H254V231H256L257 232V229H258V236L257 235H255V234H257V233H253L255 236H251L247 231H248V229L246 230V231H244L243 230V228L241 227H239V223ZM246 222V223H245ZM255 222V223H254ZM41 223H43V224H41ZM46 223V224H45ZM60 223V224H59ZM81 223H82V225H81ZM89 223V224H88ZM93 223V224H92ZM99 223V224H98ZM106 223H108V224H106ZM120 223V224H119ZM204 223V225H206L205 224V222H203ZM236 223H238V225H236ZM245 223V224H244ZM250 223V224H249ZM50 224V225H49ZM84 224V225H83ZM88 224V225H87ZM229 224L231 225V227L229 226ZM49 225V226H48ZM94 225V226H93ZM128 225V226H127ZM133 225V224H132ZM147 224H145V226H146ZM211 225H206V227L208 226V228H209V226H211ZM224 225L226 226V227H228V229L226 228V227H224ZM12 226V228H14V229H12V228H10ZM19 226V227H18ZM21 226H23V227H21ZM34 226H35V228H34ZM53 226V227H52ZM80 226V227H79ZM84 226V228H82ZM87 226V227H86ZM91 226V227H90ZM93 226V227H92ZM98 226V227H97ZM140 226V227H139ZM169 226L172 228V230H174L175 232H174V235H173V233H172V231L169 229ZM256 228H255V227ZM39 227V228H38ZM46 227V228H45ZM50 227V228H49ZM52 227V228H51ZM91 228V231H89L90 230V228ZM147 227V226H146ZM232 228L233 230H229L230 228ZM233 227H235V229L236 228H238V229H236V230H243L244 232H241L240 233V231H236L235 230V232H234V228ZM6 228V229H5ZM8 228H9V230L12 232V230H14L12 233L11 232H9V230H8ZM96 228V229H95ZM129 228V230H127ZM220 228H222V229H220ZM224 228H226V230L224 229ZM263 228V229H262ZM17 229V230H16ZM52 229V230H51ZM54 229V230H53ZM63 229V230H62ZM77 229V230H76ZM144 229V230H143ZM171 231V233L172 234H170V232H168L169 230ZM211 229H213V227L211 226ZM224 229V230H223ZM44 230V231H43ZM86 230V231H85ZM107 230V231H106ZM168 230V231H167ZM261 230V231H260ZM7 233H6V232ZM52 231H55V234H54V232H52ZM63 231H65V233L63 232ZM74 231H75V233H74ZM84 231V232H83ZM166 231H167V233H166ZM226 231H227V233H226ZM17 234H16V233ZM87 232V233H86ZM216 232H219L221 235H223V232H224V236H223V238H221V239H219L218 240V236H215V234H216ZM222 232V233H221ZM230 232V233H229ZM240 234H239V233ZM247 233V235H245L246 233ZM261 232V233H260ZM74 233V234H73ZM77 233V234H76ZM78 233H79V235H78ZM137 233V234H136ZM165 233V234H164ZM229 233V234H228ZM243 233V234H242ZM245 233V234H244ZM4 234H5V236H4ZM14 234V236H12V235ZM168 234H170V235H168ZM238 236H240V237H237V235ZM145 235V236H144ZM164 235H165V237H164ZM212 235V236H211ZM226 235V236H225ZM229 235V236H228ZM4 236V237H3ZM65 236H67V237H65ZM78 236H79V238H78ZM91 236V237H90ZM140 236V237H139ZM169 236V237H168ZM248 236H250V237H248ZM65 237V238H64ZM81 237H82V239H81ZM131 237V238H130ZM226 237H228V238H226ZM14 238V239H13ZM39 238V239H38ZM75 238V239H74ZM142 238H143V240H142ZM155 238H156V236H155ZM165 238V239H164ZM178 238H179V236H178ZM235 238V239H234ZM19 239V240H18ZM37 239H38V241H37ZM66 239H68V240H66ZM77 239V240H76ZM145 239V240H144ZM180 239V238H179ZM230 239V240H229ZM264 239V237L262 238V240ZM1 240H3V241H1ZM76 240V241H75ZM79 240V241H78ZM118 240V241H117ZM163 240V241H162ZM181 240V239H180ZM219 242H218V241ZM244 240H246V241H244ZM69 241V242H68ZM103 241V242H102ZM143 241V242H142ZM190 241H192V240H190ZM190 241H188V243H189V245H191L190 244ZM232 243H231V242ZM248 241V242H247ZM264 241V240H263ZM80 242V243H79ZM102 242V243H101ZM109 242V243H108ZM122 242V243H121ZM124 242H126L125 244H123ZM236 243V246L234 245V243ZM241 243V244H239V243ZM7 243H9V244H7ZM99 243V244H98ZM230 243H231V245H230ZM39 244H41V245H43V241H41V243H39ZM38 244V245H39ZM70 244V245H69ZM101 244V245H100ZM122 245V247H121V245ZM180 244V245H179ZM229 244V245H228ZM244 244V245H243ZM247 244V245H246ZM23 245V246H22ZM27 245V246H26ZM32 245H34V243L32 244ZM109 245V246H108ZM114 245H115V247H114ZM118 247H117V246ZM2 246H3V248H2ZM26 246V247H25ZM99 246V247H98ZM110 246H112V247H110ZM154 246H156V247H154ZM7 247V248H6ZM25 247V248H24ZM120 247V250L118 249ZM153 247H154V249H153ZM235 247H238V248H240V249H238V248H235ZM242 247V248H241ZM6 248V249H5ZM69 248V249H68ZM89 248H90V251H89ZM106 248V249H105ZM121 248H122V250H121ZM227 248V249H226ZM73 249V250H72ZM108 249H111V250H108ZM113 249L114 250H118V251H121V252H124V253H122L121 254V252H117L118 254H116V253H114L113 254ZM233 249H235V250H233ZM237 249V250H236ZM263 249V251L261 252V254L264 252V247L262 248ZM27 252H26V251ZM106 250V251H105ZM108 250V251H107ZM173 250V251H172ZM180 250V251H179ZM230 250H232V251H230ZM239 250V251H238ZM3 251L5 252V253H3ZM23 251V252H22ZM94 251V252H93ZM115 251V252H116ZM136 251V252H135ZM166 251V252H165ZM180 253H179V252ZM29 252V254H27ZM40 252H41V254L44 256V257H42V255L40 254L39 256H37V258H38V262H39V264H52L54 261L52 260V255H50L51 257H49L47 254L45 255V254H43L42 252H45V251H41L40 250ZM83 252V253H82ZM88 254H87V253ZM101 252V253H100ZM103 252V253H102ZM111 252H112V254H111ZM129 252V253H128ZM133 252V253H132ZM187 252V253H186ZM234 252V253H233ZM240 252V253H239ZM31 253V254H30ZM46 253V252H45ZM90 253V254H89ZM92 253V254H91ZM95 253V254H94ZM104 253H106V254H104ZM134 253H135V255H134ZM159 253V254H158ZM175 253H177V254H175ZM179 253V254H178ZM202 253V252H201ZM200 252H199V254H201ZM26 254V255H25ZM73 256H72V255ZM75 254V255H74ZM104 254V255H103ZM124 254V255H123ZM125 254H127V255H125ZM169 254H173V256H174V258L175 259H173L172 257V255H171V257H170V255ZM181 254V255H180ZM237 254V255H236ZM241 254V255H240ZM244 254V255H243ZM25 255V256H24ZM27 255H28V257H27ZM82 255V256H81ZM113 256V257H110V256ZM116 255V256H115ZM155 256V257H152V256ZM160 256V257H158V256ZM169 255V256H168ZM176 255V256H175ZM186 257H185V256ZM201 255H204V253H202ZM201 255H199V257L201 256ZM239 255H240V257H239ZM252 255H253V253H252ZM41 256V257H40ZM45 256H47V257H49V259L46 257L45 258ZM76 256V257H75ZM83 256H84V258H83ZM104 256V257H103ZM105 256H107V257H105ZM117 256H118V258H117ZM124 258H123V257ZM130 256V257H129ZM133 256H134V258H133ZM138 256V257H137ZM148 256H149V258H148ZM162 256V257H161ZM167 256H168V259H167ZM183 256V257H182ZM227 256H230V254L229 255H227ZM89 257V258H88ZM109 257V258H108ZM114 257H116V258H114ZM132 258L131 260H129V258ZM151 257V258H150ZM163 257H165V258H163ZM252 257V256H251ZM254 257V256H253ZM2 258V257H1ZM4 258V257H3ZM96 258V259H95ZM125 258H127V259H125ZM141 258V259H140ZM143 258V259H142ZM150 260H148V259ZM159 258V259H158ZM170 258V259H169ZM177 258V259H176ZM205 258V259H204ZM203 259H200V260H202V261H200L201 262V264H208L211 260H212V257L210 256L209 258H208V256L207 257H204ZM46 259V260H45ZM121 261H120V260ZM134 259V260H133ZM153 259V260H152ZM161 259H163V260H161ZM243 261H242V260ZM40 260V261H39ZM47 260H49V261H47ZM51 260L53 261L52 263H51ZM73 260V261H74ZM101 260L103 261V262H101ZM110 260V261H109ZM126 260H127V262H126ZM133 260V261H132ZM158 260V261H157ZM175 260V261H174ZM207 262H206V261ZM76 261H74L73 262V264H75L76 263ZM108 261V262H107ZM145 261V262H144ZM148 261H149V263H148ZM38 262L37 263H35V264H38ZM77 262V263H78ZM100 262V263H99ZM164 262V263H163ZM171 262V263H170ZM199 262V263H200ZM76 263V264H77ZM53 264H56V263H53Z\"/></svg>",
  "mask_w": 264,
  "mask_h": 264
}]
</instances>
